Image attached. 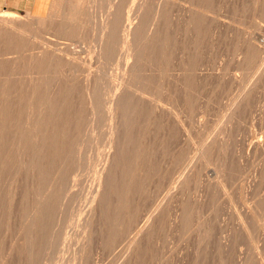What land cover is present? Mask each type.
Segmentation results:
<instances>
[{
	"label": "rangeland",
	"instance_id": "rangeland-1",
	"mask_svg": "<svg viewBox=\"0 0 264 264\" xmlns=\"http://www.w3.org/2000/svg\"><path fill=\"white\" fill-rule=\"evenodd\" d=\"M52 1L54 2V0H0V12L7 11V12H9V15H11V16H21V17H23L27 14H31L33 16H44L47 19V20L45 19L46 22H44V26L42 27V25H41L40 30H39V28L37 29V26L32 25V26H34V27H32L30 24H27L26 22L21 23L24 29L25 28H27L28 30L30 29V31L25 29L27 33L25 31L20 32L22 34V37L18 32H15V31L10 32L7 29H5L7 31L6 32L4 30V28L2 29V27H0V29L3 30V31H0V33H1L0 38L1 37L4 38V36H5L4 39H0L2 41V42L0 41V44H1L0 50L2 51V52L0 51L1 52L0 53V59H2V61L7 60V62L5 61L6 63L3 61L4 65H3V63H0L1 64V68H0V70H1L0 71V74H1L0 75V88H1V90H0V112H1L0 113V133H1L0 143L3 145L1 147V144H0V160H1L0 161V169H1L0 170V176H1L0 177V180H1L0 181V190H1L0 191L1 192L0 193V197H1L0 198V237L2 236L0 238V264H4V261H5V264L6 263L7 264H14V262H15V264L16 263L17 264H33L34 262H35V264H38V262H39V264H264V225H263L264 224V58L262 57V56H264V52H263L264 51V46H263L264 45V16H263L264 15L263 14L264 6H261V5H264V0H262V1L261 0L260 1L259 0H210V1L207 0L208 7L210 8V6H211V8H210L211 10L209 9L210 10L209 14H211V15H209L206 18L207 19L206 23L203 20L202 25H204V24H206V25H204L205 27L201 26V27H204L203 29L201 28L202 30L200 29L201 31L199 29H196L195 26L190 25V21L187 17V14L185 13V9H184L187 6V0H177V1L171 0L173 4L170 3L171 1H168V0H155V1L154 0H148V1L146 0L147 2H145V0L144 1H142V0H131V1L130 0H123L122 3H125V4H123V7L125 6V8H123V9L125 10V13L127 15H129V18H130L129 21H125L123 23L124 28L125 27L127 29H129L130 27L135 28L136 25L137 26L140 25L138 28H136L138 30H136L135 34H134L137 36L133 35V36H130L129 38H128V36H126L127 38L123 37V38H126L125 41H128L127 39H129V42L132 44L131 47L133 50H131V49L129 50L127 47H123L121 45L123 42V39L121 37V32L119 33V30H118L117 31L118 34L115 35L117 37V39H116V37H113L112 41H110L111 47H113V48L110 47L111 49H108L106 52L104 51L105 54L104 53L100 54V49L105 50V48L100 47L101 45H100V38L99 37H100L101 32H99V31H101V25H102L104 19H106V16H108V11H109V8H108L109 5L108 4H110L109 2L111 1L114 3L115 0L114 1L113 0H106V1L105 0H99V1H101V2H98L100 4V6L98 4L94 3L96 0H87V2H89V3H86L89 5V6L86 5L88 7L87 8L88 10L86 9V6L84 8L85 10H87V14H86V11L84 10L83 14H82L83 18H81L78 22H76L77 24H79L80 28H79V26H77L76 23H72L73 26L71 23H68L63 18V15L62 16H60V15L53 16L51 13L52 4H53ZM118 1H121V0H117L115 2H118ZM138 1H139V3L144 2V4L146 5V6L144 5L141 12L137 8L139 5ZM134 2H135V4H134ZM160 3H162V4L165 3L167 6V8H166L167 17L169 16L170 18L166 19V21L167 22H169L170 20L172 21V23H170L171 21L169 22V24H171V25H168L167 22L164 25H160L161 27L163 26L162 28L160 26H156V25H158L157 21L154 22L156 19L155 14H156V11H157ZM167 4H169L171 7H169V5H167ZM175 4H177V6ZM91 6L93 8V10L90 9L92 12L89 10V8H91ZM102 6H104V7H102ZM100 7H102V9L98 10V9H100ZM126 7H128V8H126ZM180 7H181V9H180ZM132 9H133V11H132ZM144 9L145 10L147 9L146 10L147 12L146 11L144 12ZM174 9H175V11H174ZM134 11L136 12V14ZM129 12H130V14H129ZM168 13H170L171 15H169ZM104 14H105V16H104ZM139 14L144 15V18L142 19L143 16L140 15V19H139ZM84 15L86 16V18L84 17ZM90 15L92 18L88 17ZM131 15H132V17H131ZM241 15H242V17H241ZM96 17H97V19H96ZM153 17H154V19H153ZM59 18H60V20L63 21V24L61 23L62 21L60 22ZM87 18H89V20H87ZM133 18H135V19H133ZM82 19H84L86 21H84V20L82 21ZM141 19H142V21H140ZM132 20H133V22H132ZM138 21H140V22H138ZM47 22H49V23H47ZM64 23H67V25L64 26ZM80 23L82 25H80ZM99 23H101V24H99ZM70 24H71L72 28L74 27L73 29L77 28L76 30H73V31H74V34L77 31L78 35H76V36L73 35V31H72ZM27 25L28 26L30 25L32 27V29L33 28H35V29L32 30L31 27L29 26L30 28H28ZM154 25L158 28V29L155 28V30H157V31L154 30V28H153ZM164 26H166V27H164ZM47 27H49V29L52 27V29L49 30ZM55 27H57V29ZM99 27H100V29H99ZM159 27L161 28L160 30H159ZM44 28H46V30H44ZM144 28H145V31H144ZM151 28H152V30H151ZM61 29H62V31H61ZM63 29H65L66 31L64 30V32H63ZM147 29L148 30L150 29L149 31L151 33ZM207 29H209L208 30L209 33L205 32V30L207 31ZM37 30H38V32H37ZM41 30H42V33L39 32ZM57 30H59V31H57ZM69 30H70V32H67ZM146 30H147V32H146ZM164 30H165V32H164ZM196 30L198 33L196 32ZM31 31L33 34H31ZM44 31H48V33L44 32ZM139 31L144 32V33L146 32V34L148 33L147 35L148 36L150 35V39H149V37L146 38V34L140 33ZM153 31H155V32L153 33ZM159 31H160V33L162 31L164 34L162 35V33L161 34L158 33ZM53 32H55V33L59 32L57 35L60 34V37L61 36L62 37L60 38L59 36L54 35L55 33H53ZM95 32H97V33H95ZM8 33H9V35H8ZM11 33H12V35L14 33V37L11 36ZM34 33H39V34H37L39 36V38ZM49 33H50V35H51V33L53 35L50 36ZM64 33H65V36H64ZM68 33H70L71 35ZM152 33L154 35L156 33L157 36L156 37L154 36V38H152L151 37V36H153ZM15 34H17V35L15 36ZM25 34L27 35V37L25 36ZM29 34H30V36L31 35L32 36L31 37L28 36ZM165 34L170 38H168ZM18 35H20V36H18ZM33 35H35V39L32 38V37H34ZM41 35L43 36L42 39L44 38L45 40L40 39ZM9 36H11L10 40H8ZM17 36L19 37V39ZM66 36H67V38H66ZM159 36L162 39L163 38L164 39L161 40V38ZM242 36H243V38H242ZM53 37H54V39H53ZM69 37H71V38H69ZM75 37H78V38L76 39ZM119 37H121V38H119ZM14 38H16V39H14ZM21 38H22V40H21L22 42L20 44ZM23 38H24V40H23ZM25 38L26 39L28 38V40L29 39H31V40H29V41L26 40L27 43H25L26 42ZM56 38H57V41H56ZM134 38H135L136 42H135ZM156 38H157V40H156ZM69 39H72V41ZM151 39H153V40H151ZM39 40L41 41V43ZM50 40L52 43L50 42ZM114 40H115V43L113 44ZM155 40H156V43H155ZM158 40L160 43L159 45L157 43ZM160 40H161V42H160ZM200 40H201V42H200ZM248 40H250V43ZM5 41H7V42H5ZM10 41H12V42H10ZM116 41L118 42V46H117ZM245 41H247V42H245ZM28 42H29V44H28ZM47 42H49V44ZM152 42H154V43H152ZM163 42H164V45H163ZM189 42H191V43H189ZM238 42H239V44H238ZM255 42H257V43H255ZM16 43L19 44L20 46L19 45L16 46L17 45ZM23 43H24L25 47L23 46ZM143 43L145 45H143ZM148 43H149V45H148ZM187 43L189 44V47H188ZM251 43H252V47H250ZM146 44L149 47L151 45V47L150 48L147 47ZM142 45H143V47L145 46L144 47L145 50H147L151 54L147 53L144 50V48L142 49ZM242 45H243V47H242ZM133 46H136V47H133ZM164 46H166V47H164ZM257 46L260 49L259 48L257 49ZM52 47H54L52 50L55 49V51L57 53L56 55L55 54L53 55V53H52V55H50L51 51L48 52V50H51ZM168 47L169 48L171 47V48L169 49ZM28 48H31V49H29V51H28ZM65 48L69 51V53H67L68 51H66ZM68 48H71L72 50H74L75 53H74V51H72L71 49H68ZM174 48H175V51H174ZM254 48H255V50H254ZM6 49L11 51L12 53L10 52L11 54H9V52ZM60 49H61V51L63 49V51H65L66 54H63V52L59 51V52H61V54H60L58 52V50H60ZM134 49L135 50L136 49L137 50L142 49L147 54L142 52V50H140L141 51L140 54H136V53H139L140 51L135 52ZM148 49H150V50H148ZM250 49L252 51L253 50L254 51L252 52V51H250ZM14 50H15V52H14ZM70 51H72V53H74V54H71ZM76 51H78V52H76ZM114 51H116V52H114ZM164 51H166V52H164ZM24 52H25V54H24ZM107 52H109V53H107ZM20 53L21 54L23 53V55H21ZM7 54H9L10 58L7 56ZM28 54H30V55H28ZM32 54H33V56H32ZM145 54H146V56H145ZM162 54H164V56ZM176 54H178V55H176ZM40 55H41V57H40ZM42 55H43V57H42ZM47 55H49V56H47ZM60 55H62V56H60ZM65 55H67L66 56L67 58L65 57ZM139 55L141 57H139ZM154 55H156V56H154ZM2 56H4V57H2ZM16 56L18 57V61H17ZM34 56H35V58L37 56H39V57H37L38 59L36 58L37 63H36L35 58H33ZM53 56H54V58H53ZM59 56H60V59H59ZM147 56H151V57L149 58ZM15 57H16V59H15ZM24 57H25V59L27 57V59L24 60ZM28 57H29V63H30L29 65L30 66L27 63ZM71 57H75V61H73V58H71ZM101 57H102V59H101ZM145 57H147V58H145ZM154 57H156V58H154ZM166 57H167V59H166ZM173 57H174V60H173ZM12 58H13V60L14 59L16 60V61L14 60L15 61V67H14V62H13ZM30 58H31V60H30ZM39 58L41 61L39 60ZM43 58L44 59H47V58L51 59L52 58V59L46 63L45 60H43ZM79 58H80V61L78 60V63L76 64V67H75L76 60ZM116 58H117V60H116ZM144 58H145V60H144ZM247 58L249 60H247ZM261 58H263V61H261L262 60ZM68 59H70L73 62H71ZM124 59H125V61H124ZM139 59H141V60H139ZM142 59L145 61V63H144V61L142 62ZM158 59L159 60L162 59L163 61L162 60L159 61ZM22 60H23V62H22ZM67 60H68V62H66ZM81 60L83 61L84 64L81 62ZM138 60H139V63L136 62ZM164 60H166V61H164ZM175 60H177V61H175ZM193 60H195V61H193ZM19 61H20V64H19ZM25 61H26V65L24 64ZM30 61H32V63ZM34 61H35V66L33 63ZM47 61H48V59H47ZM57 61H59V63ZM61 61L63 64L61 63ZM69 61H70V65H71L70 67H69ZM168 61H169V63H168ZM40 62H41V64H40ZM42 62H44V63H42ZM54 62H56V64ZM120 62H121V64H120ZM163 62H165V63H163ZM9 63H10V65L11 64L13 65V66H10V69L8 67ZM49 63H50V65H49ZM52 63H53V65H52ZM65 63H67V64H65ZM71 63L72 64L74 63V64L72 65ZM137 63H138V65H137ZM5 64H7V65H5ZM57 64L58 65L60 64L59 65L60 68ZM79 64H80V66H78ZM162 64L164 65V68H163ZM239 64H240V66H238ZM241 64H242V67H241ZM54 65H55V68H54ZM62 65H64V66H62ZM67 65H68V68H70V69H68V68L65 69V67H67ZM132 65H133V67H132ZM143 65H144V68H142ZM4 66L6 67L5 69H4ZM28 66H29V71H28ZM36 66L38 67V69L35 68ZM47 66H48V69H47ZM156 66H157V68H156ZM186 66H188V67H186ZM198 66H199V68H198ZM49 67H51L54 70L55 74L57 73L56 74V76H58L57 78H56L55 74L53 73V70L50 69ZM119 67H120V69H119ZM180 67H182V68H180ZM30 68H31V70H30ZM56 68H57L58 72H57ZM18 69H19V73H17ZM44 69H45V71H44ZM131 69H133V71ZM157 69L159 71H157ZM184 69H185V71H184ZM73 70H74V73H73ZM110 70H111V72H110ZM40 71H42V73ZM48 71H50V72H48ZM196 71H199V72H196ZM45 72H46V74H45ZM47 72H48V74L52 73L51 75H53V78L55 77V79H53L51 75H48ZM71 72L73 73V76L75 75L74 78H72L73 76H72ZM120 72L123 76L120 74ZM122 72H124V73H122ZM134 73H135V75H134ZM154 73H156V74H154ZM4 74H5V76H4ZM168 74H169V76H168ZM17 75H19V78L21 80H23V79L24 80L21 81ZM23 75L25 78L27 77L26 80H28L30 83H27L25 78H23V79L21 78V77H23ZM38 75H40V76L38 77ZM41 75H42L43 80H41ZM68 75H69V77L71 76L70 81L73 79L71 82L69 81ZM160 75H161V77H160ZM43 76H44V78H43ZM77 76H78V78H76ZM83 76H84V78H83ZM97 76H100L99 82L97 81V78H98ZM15 77L19 79V80L17 79V81H19L22 84L21 87H20V83L18 82V84H19L18 85L17 81H15L16 80ZM94 77H95V79H94ZM188 77H190V78H188ZM6 78H7V80H6ZM48 78H49V82L52 81L53 84L48 82V80H47ZM67 78H68V80H67ZM75 78L77 80H75ZM89 78H90V81H89ZM161 78H163V79H161ZM165 78H166V80H165ZM44 79L47 82H45ZM51 79H53V80H51ZM128 79H129V81H128ZM34 80H35V82L33 83ZM101 80H102V82H101ZM40 81H42V83ZM59 81H60V84H59ZM126 81H128V82H126ZM15 82H16V84H12ZM68 82H70V84L72 83L71 87L68 84ZM73 82H74V85H73ZM89 82L92 84H90ZM96 82H97V84H96ZM153 82H155V83H153ZM187 82H188V85H187ZM102 83H103V85H102ZM136 83H139V84H136ZM144 83H145V85H144ZM6 84H8V85H6ZM9 84H11L10 87H8ZM34 84H35V87H34ZM48 84H49V86H48ZM50 84L52 87H56V88H52L53 89L52 90L50 87ZM56 84H57V86H56ZM93 84H94V86H93ZM124 84H125V86H124ZM133 84H135V85H133ZM27 85H28V87L29 86L31 87V85H32V87L34 89L32 87H31L32 89L27 88ZM66 85H68V86H66ZM83 85H85L84 86L85 88L83 87ZM142 85H143V87H142ZM155 85H157V86H155ZM4 86H6V88ZM89 86L93 87V90ZM151 86H152V88H151ZM42 87H43V89H42ZM64 87L66 89H64ZM69 87L72 90L71 89L68 90L67 88H69ZM189 87H190V89H189ZM36 88H38V90H35ZM135 88L138 89L139 91L136 90ZM139 88H141V90L142 89L143 90L141 91ZM178 88H179V90H178ZM2 89H4L5 92ZM48 89H50V91ZM94 89L96 90V92H94ZM100 89H102V90H100ZM128 89L130 91H132L133 89L134 90L132 92H130ZM144 89L147 92H145ZM186 89H187V91H186ZM8 90H10V91H8ZM33 90L36 92H34ZM39 90H40V92H39ZM86 90H88V91L90 90V91L88 92ZM99 90L101 92H99ZM120 90L123 91V93L125 95L124 94L122 95V92H120ZM41 91H42V93H41ZM91 91H93L92 92L93 94L91 93ZM114 91H115V93H114ZM189 91H191V92H189ZM63 92L65 93V95ZM187 92H188V96H187ZM6 93H9V95ZM38 93H40L39 96L37 95ZM47 93H49V94H47ZM94 93H95L94 99L95 98L98 99V101L95 99L96 100V106H98L97 102L99 103L103 96L105 98V99L103 98L101 100V102L99 103V107H97L98 111H99V115L95 119L96 121L93 120V117L91 115L92 114V111H91L92 107H91V102H90V96H88V95H94ZM96 93L99 96L96 97ZM116 93H117V95H119V94L122 95L120 97L125 96L124 100H122V102L124 101L122 105L125 107L124 104L126 103L127 107L124 108L122 106L124 108V109L122 108L123 110L121 109V114H122L121 117L123 116L122 118L119 117L120 116V113H119L118 119H120V120L117 119L118 122H116L119 126L118 127L119 132L117 131L116 134L120 135V136L116 135L115 140L113 142V146H112V143L110 142V139H109L110 138L109 133L111 132V124L109 121H107V119H106L107 117L105 116L106 114H104V111H102V109L104 110V105H102L103 108L100 105H101V103L105 104L106 102H108V100L111 98V96L113 97L114 95H116ZM134 93H135V95H134ZM172 93H173V95H172ZM45 94H47V95H45ZM60 94H62V95L60 96ZM100 94H102V97ZM136 94H137V97H136ZM32 95H34V96H32ZM106 95H108V96H106ZM128 95H129V97H128ZM7 96H8V98H7ZM26 96H29V97H26ZM70 96H72V97H70ZM17 97L19 99H17ZM42 97H43V99H42ZM73 97H74V100H73ZM83 97H85V98H83ZM107 97L109 99H106ZM130 97H132L133 99L132 98L130 99ZM29 98H30V101H29L30 104L28 101L26 102V100H29ZM44 98L46 99V103H45ZM56 98H58V99H56ZM88 98H89V101H87ZM125 98L129 99V100L126 101ZM246 98H248V99H246ZM79 99L82 101L80 102ZM94 99H93V101H94ZM151 99L154 101H151ZM171 99L173 102L171 101ZM43 100H44V102L42 103ZM50 100L53 102H50ZM149 100L151 101V104H149ZM165 100H168V101H165ZM174 100H175V102H174ZM2 101H3L4 105L2 104ZM5 101H7V102H5ZM145 101H147V102H145ZM38 102H39V104H38ZM40 102H41V104H40ZM143 103L145 105H143ZM167 103H168V105H167ZM185 103H186V105H185ZM31 104L34 105L35 107L32 106ZM42 104H44L42 106L44 108L41 107ZM51 104H52L54 110L51 107ZM62 104H65V105H62ZM59 105L61 106V108ZM135 105H136V107H135ZM1 106H2V108H1ZM31 106H32V109H31ZM11 107H12V110H11ZM23 107H24V109H23ZM36 107H37V110H36ZM141 107H143L144 110H142L143 108H141ZM157 107H158V109H157ZM33 108H35V109H33ZM14 109H16V110H14ZM71 109H72V111H71ZM233 109H234V112H233ZM237 109L238 110L240 109V110L238 111ZM31 110H34L35 112L32 111V113H31L30 112ZM38 110L40 111L39 114H38ZM78 110L80 111V113L78 112ZM82 110H83V112H82ZM148 110H150V111H148ZM236 110H237V112H236ZM12 111H13V113H12ZM100 111H101V114H103V115L100 114ZM122 111H123V113H122ZM133 111H135V112L133 113ZM183 111H184V113H183ZM55 112H57V113H55ZM135 113H136V115H135ZM4 114H8V115H4ZM36 114L39 115L40 117L37 116ZM85 114H86V116H85ZM146 114L148 115V117ZM9 115H10V117H9ZM29 115H30V117H29ZM87 115H88V117H87ZM172 115H173V117H172ZM233 115H235V116H233ZM101 116H102L103 120H102ZM131 116H133V117H131ZM23 117H24V119H23ZM91 118H92V122H95L94 126L98 123L99 126L96 125V127H95V128H97V130L93 127V125H92L93 123H91V121H90ZM100 118H101V120H100ZM160 118H161V120H160ZM77 119H78V121H77ZM97 119L100 121V124H99V121ZM127 119H128V121H127ZM131 119H133V120H131ZM164 119H165V121H164ZM33 120H34V122H33ZM41 120H43L42 123H41ZM88 120H89V122H88ZM10 121H11V123H10ZM140 121H141V123H140ZM87 122H88V124H87ZM101 122L103 124H101ZM231 122H232V124H231ZM64 123H66V124H64ZM134 123H136V124L134 125ZM35 124H36V129H35V127H33V126H35ZM137 124H139V125H137ZM61 125L64 128H62ZM100 125H101V127H100ZM142 125H144L145 127H143ZM159 125L161 126V128L159 127ZM24 127H26V129ZM32 127L36 131H34L32 129ZM102 127H104L103 129L105 131L102 130ZM182 127H184V128H182ZM17 128H19V129H17ZM136 128L138 129V131L136 130ZM186 128H187V130H186ZM14 129H16V130H14ZM22 129H23V131H22ZM69 130H71V133ZM74 130H76V132H74ZM91 130L93 132H90ZM33 131H34V133H33ZM25 132H27V133H25ZM28 132H30V133H28ZM42 133H43V135H41ZM145 133H147V134H145ZM4 134L6 135V137ZM88 135H90V136L88 137ZM103 135L105 137H103ZM138 135H141V136L138 137ZM145 136H146V139H145ZM156 136H157V138H156ZM42 138H44V140ZM57 138H58V141H57ZM102 139H103V142H102ZM106 140H108V141H106ZM116 140H117V142H116ZM118 140H120V141L118 142ZM49 141H51L52 144ZM53 141H54V143H53ZM44 142L47 144L46 146H44L45 145ZM72 142H73V144H72ZM48 143L51 145L49 146ZM18 144H20V151H19V145ZM219 144H220V146H219ZM24 145H26V146H24ZM28 145H29V147H28ZM137 145H138V147H137ZM149 145H150V147H149ZM21 146L22 147L24 146L23 147L24 149ZM37 146L40 148V150ZM135 146H136V148H135ZM211 146H213V148ZM223 146H224V148H223ZM109 147H111V148H109ZM139 148H140V150H139ZM204 148H206V149H204ZM210 148H212V149H210ZM217 148H219V149H217ZM38 150H39V152H38ZM41 150H42V152H41ZM148 150H150V151H148ZM212 150H214V151H212ZM3 151H4V153H2ZM21 151H22V153H20ZM18 152H19V154H18ZM130 152L132 153V155ZM12 153L15 155L13 156ZM37 153H38V155H37ZM108 153H109V155H108ZM21 154H23V156ZM113 154H115L116 157ZM136 154H137V156H136ZM141 154H143L144 156H142ZM148 154H149V156H148ZM10 155H12V156H10ZM58 155H59V157H57ZM140 155H141V158H140ZM51 156H53V157H51ZM145 156H147V157H145ZM36 157L37 158L39 157V158L37 159ZM95 157H96V159H94ZM82 158H83V160H82ZM9 159H10V161H9ZM140 159H141V161H140ZM6 160H7V162H6ZM102 160H104V161H102ZM32 161H33V163H32ZM12 162H13V164H12ZM95 162H96V164H95ZM105 162H106V165H105ZM148 162H149V164H148ZM23 163H25V164H23ZM97 164H99V165H97ZM144 164H145V166H144ZM210 164H211V166H210ZM22 165H23V167H22ZM42 165H43V167H42ZM9 166H10V169H8ZM36 166H38V167L36 168ZM109 166H110V168H109ZM120 166H122V167H120ZM12 167H13V169H12ZM74 167H76V168H74ZM149 168H150V170H149ZM150 171H151V173H150ZM14 172L16 174V175L14 174L15 176L13 175ZM49 172H51V173H49ZM119 172H121V173H119ZM39 173H41V174H39ZM47 173H48V175H47ZM100 173H101V177H100ZM51 174H53V175H51ZM122 175H124V176H122ZM134 175H135V177H134ZM2 176H4V177H2ZM5 176H6V178H5ZM45 176L47 177V179H45L46 178ZM148 176H149V178H148ZM217 176H219L220 178ZM33 177H34V179H33ZM98 177H100V178H98ZM111 177H112V179H111ZM172 177H174V179ZM95 178H97L99 180H96ZM142 178H143V180H142ZM102 179H105L107 182L103 181ZM137 179H138V182H136ZM184 180H186V181L184 182ZM218 180L220 181V183ZM20 181H22V182H20ZM51 181H52V183H51ZM60 181H62V182H60ZM221 181H222V183H221ZM23 182H25V183H23ZM99 182H100V184H99ZM40 183L42 185H40ZM59 183H61V184H59ZM70 183L72 184V186ZM1 184L4 186H2ZM45 184H47V185H45ZM113 184H114V187H112ZM222 184H223V186H222ZM50 185H51V187H50ZM60 185H61V187H59ZM219 185H221V186H219ZM55 186L57 189H55ZM45 187L47 190H45ZM223 187H225V188H223ZM59 188H62V189H59ZM111 188L114 191H112ZM141 188H143V189H141ZM32 189H34V190H32ZM97 190L101 193H99ZM103 190H104V192H103ZM93 191H94V193H93ZM138 191H139V193H138ZM89 192H90V194H89ZM3 193H4V195H3ZM88 194L92 198L87 197ZM26 195H27V197H29L28 199H27ZM98 195H101V197ZM9 196H10V198H9ZM131 196H133V198ZM137 197H139V198H137ZM14 198H15V200H14ZM31 198H32V200H31ZM39 199H40V201H39ZM41 200L43 203H45L42 206L40 205ZM84 200H86V201H84ZM94 202H96V203H94ZM36 203H37V205H36ZM92 203L94 205H92ZM35 205H36V207L38 206V213L39 214L38 213L36 214V215H38L37 217H39L38 220H40V218L45 219L44 221H43V219H41L40 222L37 221L39 225L34 226V227L37 226L33 230L34 233H35L36 229L42 230V231L39 230V232L37 233L38 236H36L37 234H34L33 232L31 233L32 230H30V229L32 227L29 226L30 221L34 220V219L31 220L30 215H32L34 213L33 212L34 208H36ZM52 205H54V206H52ZM95 205H96V207H95ZM98 205L100 207H98ZM21 206H24L25 208L21 207ZM39 206H41L42 208ZM55 206H56V209H55ZM90 206H92V207H90ZM88 208H89L90 215H88V213H87ZM95 208H97V209H95ZM5 209H8V211ZM45 210H46V212H45ZM31 211H32V213H31ZM42 211H43V213H42ZM48 211H50V212H48ZM40 213H42L43 215ZM93 213H94V216H93ZM112 213H115V214H112ZM184 213L186 215H184ZM96 214H97V216H95ZM120 214H121V216H120ZM163 214H165V215H163ZM132 216H133V219H132ZM122 217H123V219H121ZM14 218H16V219H14ZM33 218H35V217H33ZM83 219H84V221H83ZM93 219H94V222L92 221L93 224H91L89 226L88 225L89 222ZM118 219H120L119 222H118ZM180 219H182V220H180ZM26 221H28V223ZM42 222H44V223H42ZM26 223H27V225H26ZM121 223H122V225H121ZM189 223H190V225H189ZM119 224H120V226H119ZM123 224H124V226H123ZM50 225H51L52 229L50 228ZM83 225H84V228H83ZM21 226H22V228H21ZM88 226H89V228H88ZM112 226H113V229H112ZM140 227L143 230L140 229ZM24 228H26L27 230ZM86 228H87V230L89 229L88 231L90 233L86 230ZM83 230H84V232H83ZM85 230H86V232H85ZM123 230H124V232H123ZM40 232L43 235H41ZM97 232L99 234H97ZM247 232H248V234H247ZM29 233H31V235ZM19 234H21V237ZM27 235H30L31 237H27ZM106 235H108V236H106ZM142 235H144V236H142ZM35 236L37 237V239H35L36 238ZM26 237L28 239L29 238L31 239V240H29L30 243L28 242V239H26ZM93 237H95V238H93ZM36 241H38V242H36ZM32 243L33 244L36 243V245L38 243V245H37L38 247L35 248L36 245L32 246ZM24 244H26V245H24ZM28 246H30V247H28ZM89 247H90V249H88ZM143 248H145V249H143ZM131 250H132V252H131ZM26 251H28V252H26ZM32 252H35L36 254L33 255L34 253H32ZM73 253H74V255H73ZM3 254L5 257L3 256ZM32 256H34V258ZM35 256L37 259H35ZM141 259L143 260L142 262H141ZM2 260H4L3 263H2ZM36 260L38 262H36Z\"/></svg>",
	"mask_w": 264,
	"mask_h": 264
},
{
	"label": "bare ground",
	"instance_id": "bare-ground-1",
	"mask_svg": "<svg viewBox=\"0 0 264 264\" xmlns=\"http://www.w3.org/2000/svg\"><path fill=\"white\" fill-rule=\"evenodd\" d=\"M105 1H106V0H105ZM113 1H114V0H113ZM115 1H117V0H115ZM115 1H114V3L111 2V1H110V2L108 1V2L110 3V4H108V5H109V7H108V8H109L108 16H106V19H104V21H103V23H102V25H101V31H99V32H101L100 37H99V38H100V45H101L100 47H104V48H105V50L100 49V54H102V53L105 54V52H106L108 49L113 48V47H111V42H110V41H112L113 37H116L115 35L118 34V32H117L118 30H119V33L121 32V37H122V39H123V42H122L121 45H122L123 47H127L129 50H130V49L133 50L132 47H131L132 44L129 42V39H127L128 41H125L126 38H127L126 36H128V38H129L130 36H133V35L135 34V31L138 30V29H136V28H138V27L140 26V25H139V26L136 25L137 27H136V26H135V28L130 27L129 29H127L126 27L124 28L123 23H124L125 21H129L130 18H129V15H127V14L125 13V10L123 9V8H125V6L123 7V4H125V3H122L123 0L118 1V2H115ZM130 1H131V0H130ZM142 1H144V0H142ZM147 1H148V0H147ZM147 1L145 0V2H147ZM154 1H155V0H154ZM168 1H171V0H168ZM176 1H177V0H176ZM176 1H175V2H176ZM209 1H210V0H209ZM259 1H260V0H259ZM261 1H262V0H261ZM52 2H53V1H52ZM92 2H93V1H92ZM96 2H97V3H96ZM98 2H101V1H99V0L97 1V0H96L94 3H95V4H98V5L100 6V4H99ZM140 2H141V1H140ZM158 2H159V1H158ZM256 2H257V1H256ZM86 3H89V2H87V0H86V1H85V0H54V2H53V4H52V10H51V13H52L53 16H58V15L62 16V15H63V18H64L68 23H71V24H72V23H76V22H78L81 18H83L82 14H83V11L85 10L84 8H85L86 5H88V4H86ZM94 3H93V4H94ZM130 3H131V2H130ZM138 3H139V1H138ZM170 3H172V1H171ZM170 3H169V4H170ZM177 3H178V2H177ZM93 4H92V5H93ZM101 4H102V3H101ZM106 4H107V3H106ZM106 4H105V5H106ZM134 4H135V2H134ZM169 4H167V5H169ZM172 4H173V3H172ZM90 5H91V4H90ZM127 5H128V4H127ZM144 5H145L144 2L139 3V5H138L137 8H138V10H139L140 12L142 11ZM170 5H171V4H170ZM170 5H169V7L172 6V5H171V6H170ZM175 5L177 6V4H175ZM179 5H180V4H179ZM88 6H89V5H88ZM136 6H137V5H136ZM145 6H146V5H145ZM148 6H149V5H148ZM148 6H147V7H148ZM261 6H264V5H261ZM102 7H104V6H102ZM102 7H100V9H98V10H101ZM106 7H107V6H106ZM106 7H105V8H106ZM132 7H133V6H132ZM253 7H254V6H253ZM257 7H258V6H257ZM259 7H260V6H259ZM50 8H51V7H50ZM87 8H88V7L86 6V9H87ZM96 8H97V7H96ZM126 8H128V7H126ZM135 8H136V7H135ZM153 8H154V7H153ZM153 8H152V9H153ZM166 8H167V6H166L165 3H164V4L160 3V5L158 6L157 11L155 10V11H156V14H155V18H156V19H155L154 22L157 21V23H158V25H156L157 23L155 24L156 26L164 25V24L167 22L166 19L170 18L169 16L167 17V10H166ZM210 8H211V6H210ZM210 8L208 7L207 0H187V6H186L184 9H185V13L187 14V17H188V19H189V21H190V25L195 26L196 29H199V30H200L201 28L203 29V28L205 27L204 25H206V24L202 25V24H203V20H204L205 23H206V20H207L206 18H207L209 15H211V14H209V13H210V10H211ZM90 9L93 10L92 6H91V8H89V10H90ZM133 9H134V8H133ZM133 9H132V11H133ZM171 9H172V8H171ZM180 9H181V7H180ZM180 9H179V10H180ZM209 9H210V10H209ZM87 10H88V9H87ZM87 10H85V11H86V14H87ZM95 10H96V9H95ZM134 10H135V9H134ZM146 10H147V9H146ZM146 10L144 9V12H145ZM172 10H173V9H172ZM256 10H257V9H256ZM90 11H91V10H90ZM135 11H136V10H135ZM135 11H134V12H135ZM174 11H175V9H174ZM180 11H181V10H180ZM91 12H92V11H91ZM93 12H94V11H93ZM98 12H99V11H98ZM140 12H139V13H140ZM146 12H147V11H146ZM151 12H152V11H151ZM151 12H150V13H151ZM88 13H89V12H88ZM127 13H128V12H127ZM132 13H133V12H132ZM137 13H138V12H137ZM142 13H143V12H142ZM100 14H101V13H100ZM102 14H103V13H102ZM129 14H130V12H129ZM135 14H136V12H135ZM145 14H146V13H145ZM168 14L171 15L170 13H168ZM186 14H185V15H186ZM237 14H238V13H237ZM263 14H264V12H263ZM140 15H141V14H139V19H140ZM150 15H151V14H150ZM47 16H48V15H47ZM98 16H99V15H98ZM104 16H105V14H104ZM136 16H137V15H136ZM141 16H143V17H142V19H143V18H144V15H141ZM151 16H152V15H151ZM151 16H150V17H151ZM176 16H177V15H176ZM263 16H264V15H263ZM84 17L86 18L85 15H84ZM88 17L90 18L91 15L88 16ZM131 17H132V15H131ZM146 17H147V16H146ZM179 17H180V16H179ZM233 17H234V16H233ZM241 17H242V15H241ZM85 18H84V19H85ZM89 18H87V20H89ZM91 18H92V17H91ZM99 18H100V17H99ZM148 18H149V17H148ZM45 19H46V18H45L44 16H33V15H31V14H27V15H25V16H23V17H21V16H11V15H9V12H7V11H2V12H0V27H2V29L4 28V30L7 29V30L10 31V32H11V31L18 32V33L21 35V37H22V34H21L20 32H24V31L26 32L25 29H27V28L24 29L21 23L26 22L27 24H30L31 26H32V25L37 26V29L39 28V30H40V29H41V28H40L41 25H42V27H43V26H44V22H46ZM57 19H58V18H57ZM84 19H82V21H83ZM96 19H97V17H96ZM133 19H135V18H133ZM142 19H141L140 21H142ZM153 19H154V17H153ZM188 19H187V20H188ZM46 20H47V19H46ZM55 20H56V19H55ZM59 20H60V18H59ZM137 20H138V19H137ZM147 20H148V19H147ZM169 20H170V19H169ZM169 20H168V21H169ZM180 20H181V19H180ZM56 21H57V20H56ZM61 21H62V20H60V22H61ZM66 21H65V22H66ZM84 21H86V20H84ZM140 21H138V22H140ZM152 21H153V20H152ZM170 21H171V20H170ZM170 21H169V22H170ZM174 21H175V20H174ZM176 21H177V20H176ZM236 21H237V20H236ZM132 22H133V20H132ZM134 22H135V21H134ZM147 22H148V21H147ZM147 22H146V23H147ZM169 22H167L168 25H171V24H169ZM238 22H239V21H238ZM47 23H49V22H47ZM50 23H51V22H50ZM52 23H53V22H52ZM58 23H59V22H58ZM61 23L63 24V21H62ZM127 23H128V22H127ZM170 23H172V21H171ZM174 23H175V22H174ZM187 23H188V22H187ZM71 24H70V26H71ZM76 24H77V23H76ZM99 24H101V23H99ZM185 24H186V23H185ZM235 24H236V23H235ZM23 25H24V24H23ZM30 25H29V26H30ZM53 25H54V24H53ZM57 25H58V24H57ZM60 25H61V24H60ZM65 25H67V23H64V26H65ZM80 25H82V24L80 23ZM124 25H125V24H124ZM132 25H133V24H132ZM134 25H135V24H134ZM155 25H154V26H155ZM233 25H234V24H233ZM27 26H28V25H27ZM29 26H28V28L31 27V26H30V27H29ZM34 26H32V27H34ZM49 26H50V25H49ZM58 26H59V25H58ZM58 26H57V27H58ZM62 26H63V25H62ZM64 26H63V27H64ZM70 26H69V27H70ZM72 26H73V24H72ZM72 26H71V28H72ZM77 26H79V24H77ZM83 26H84V25H83ZM83 26H82V27H83ZM99 26H100V25H99ZM127 26H128V25H127ZM130 26H131V25H130ZM147 26H148V25H147ZM154 26H153V28H154V30H155V28H157V27H156V26L154 27ZM166 26H167V25H166ZM166 26H164V27H166ZM185 26H186V25H185ZM201 26H204V27H201ZM224 26H225V25H224ZM238 26H239V25H238ZM24 27H25V26H24ZM32 27H31V29H32ZM57 27H55V28L57 29ZM69 27H68V28H69ZM88 27H89V26H88ZM160 27H161V26H160ZM160 27H159V30H160L163 26H162L161 28H160ZM168 27H169V26H168ZM168 27H167V28H168ZM170 27H171V26H170ZM190 27H191V26H190ZM195 27H194V28H195ZM211 27H212V26H211ZM228 27H229V26H228ZM236 27H237V26H236ZM240 27H241V26H240ZM47 28L49 29V27H47ZM65 28H66V27H65ZM73 28H74V27H73ZM73 28H72V31L77 29V28H75V29H73ZM79 28H80V26H79ZM89 28H90V27H89ZM33 29H35V28H33ZM33 29H32V30H33ZM48 29H47V30H48ZM50 29H52V27H51ZM50 29H49V30H50ZM53 29H54V28H53ZM56 29H55V30H56ZM58 29H59V28H58ZM66 29H67V28H66ZM99 29H100V27H99ZM157 29H158V28H157ZM163 29H164V28H163ZM192 29H193V28H192ZM202 29H201V30H202ZM209 29H210V28H209ZM209 29H207V31L205 30V32H208ZM27 30H28V29H27ZM44 30H46V28H44ZM55 30H54V31H55ZM59 30H60V29H59ZM59 30H57V31H59ZM64 30H65V29H63V32H64ZM70 30H71V29H70ZM70 30L67 31V32H70ZM147 30H148V29H147ZM147 30H146V32H147ZM149 30H150V29H149ZM149 30H148V31H149ZM151 30H152V28H151ZM165 30H166V29H165ZM165 30H164V32H165ZM199 30H198V31H199ZM201 30H200V31H201ZM0 31H3V30L0 29ZM5 31H6V30H5ZM28 31H30V29H29ZM61 31H62V29H61ZM65 31H66V30H65ZM84 31H85V30H84ZM92 31H93V30H92ZM140 31H141V30H140ZM140 31H139V32H140ZM144 31H145V28H144ZM155 31H157V30H155ZM155 31H153V33H154ZM162 31H163V30H162ZM162 31H161V33H162V35H163L164 33H163ZM175 31H176V30H175ZM6 32H7V31H6ZM37 32H38V30H37ZM39 32L42 33V30L39 31ZM44 32L48 33V31H44ZM67 32H66V33H67ZM78 32H79V31H78ZM116 32H117V33H116ZM146 32H145V33H144V32H140V33H144V34H146ZM149 32H150V31H149ZM192 32H193V31H192ZM196 32H197V30H196ZM26 33H27V32H26ZM28 33H29V32H28ZM53 33H55V32H53ZM58 33H59V32H58ZM58 33H55L54 35L60 37V34L57 35ZM71 33H72V32H71ZM95 33H97V32H95ZM150 33H151V32H150ZM153 33H152V34H153ZM158 33H160V31H159ZM161 33H160V34H161ZM174 33H175V32H174ZM176 33H177V32H176ZM183 33H184V32H183ZM185 33H186V32H185ZM197 33H198V32H197ZM208 33H209V32H208ZM233 33H234V32H233ZM244 33H245V32H244ZM244 33H243V34H244ZM0 34H1V33H0ZM3 34H4V33H3ZM6 34H7V33H6ZM31 34H33L32 31H31ZM34 34L37 35V34H39V33H34ZM68 34H70V33H68ZM82 34H83V33H82ZM138 34H139V33H138ZM147 34H148V33H147ZM147 34H146V38L149 37V39H150V35L148 36ZM205 34H206V33H205ZM243 34H242V35H243ZM8 35H9V33H8ZM16 35H17V34H15V36H16ZM20 35H18V36H20ZM45 35H46V34H45ZM49 35H50V33H49ZM52 35H53V34L51 33L50 36H52ZM70 35H71V34H70ZM70 35H69V36H70ZM73 35H74V36L78 35V34H77V31L75 32V34H74V31H73ZM139 35H140V34H139ZM165 35H166V34H165ZM176 35H177V34H176ZM195 35H196V34H195ZM207 35H208V34H207ZM246 35H247V34H246ZM1 36H2V35H1ZM11 36L14 37V33H13V35H12V33H11ZM11 36L8 37V40H10V37H11ZM18 36H17V37H18ZM25 36L27 37L26 34H25ZM28 36H30V34H29ZM31 36H32V35H31ZM31 36H30V37H31ZM33 36H34V37H32V38L35 39V35H33ZM56 36H55V37H56ZM64 36H65V33H64ZM67 36H68V35H67ZM67 36H66V38H67ZM134 36H137V35H134ZM142 36H143V35H142ZM154 36H155V37L157 36L156 33H155V35L153 34V36H151V37L154 38ZM166 36H167V35H166ZM169 36H170V35H169ZM171 36H172V35H171ZM196 36H197V35H196ZM196 36H195V37H196ZM205 36H206V35H205ZM248 36H249V35H248ZM248 36H247V37H248ZM17 37H16V38H17ZM37 37L39 38L38 35H37ZM42 37H43V36L41 35V38H40V39H42ZM44 37H45V36H44ZM61 37H62V36H61ZM61 37H60V38H61ZM78 37H79V36H78ZM78 37H75V38L77 39ZM81 37H82V36H81ZM97 37H98V36H97ZM121 37H119V38H121ZM123 37H126V38H123ZM140 37H141V36H140ZM159 37H160V36H159ZM167 37H168V36H167ZM172 37H173V36H172ZM249 37H250V36H249ZM252 37H253V36H252ZM4 38H5V36H4ZM4 38L1 37L0 39H4ZM16 38H14V39H16ZM28 38H29V37H28ZM28 38H27V39L25 38V41L28 40ZM46 38H47V37H46ZM63 38H64V37H63ZM69 38H71V37H69ZM135 38H136V37H135ZM135 38H134V40H135ZM146 38H145V39H146ZM157 38H158V37H157ZM157 38H156V40H157ZM160 38H161V37H160ZM168 38H170V37H168ZM184 38H185V37H184ZM208 38H209V37H208ZM242 38H243V36H242ZM18 39H19V37H18ZM18 39H17V40H18ZM36 39H37V38H36ZM43 39H44V38H43ZM43 39H42V40H43ZM53 39H54V37H53ZM76 39H75V40H76ZM96 39H97V38H96ZM116 39H117V37H116ZM132 39H133V38H132ZM163 39H164V38H163ZM163 39L161 38V40H163ZM206 39H207V38H206ZM245 39H246V38H245ZM251 39H252V38H251ZM21 40H22V38L20 39V44H21V42H22ZM23 40H24V38H23ZM29 40H31V39H29ZM29 40H28V41H29ZM44 40H45V39H44ZM47 40H48V39H47ZM64 40H65V39H64ZM69 40L72 41V39H69ZM73 40H74V39H73ZM134 40H133V41H134ZM151 40H153V39H151ZM151 40H150V41H151ZM156 40H155V43H156ZM161 40H160V42H161ZM202 40H203V39H202ZM0 41H1V40H0ZM12 41H13V40H12ZM12 41H10V42H12ZM25 41H24V42H25ZM39 41H40V40H39ZM56 41H57V38H56ZM138 41H139V40H138ZM185 41H186V40H185ZM185 41H184V42H185ZM188 41H189V40H188ZM205 41H206V40H205ZM248 41H249V43H250V40H248ZM1 42H2V41H1ZM5 42H7V41H5ZM30 42H31V41H30ZM50 42H51V40H50ZM96 42H97V41H96ZM116 42H117V41H116ZM135 42H136V40H135ZM135 42H134V43H135ZM139 42H140V41H139ZM141 42H142V41H141ZM143 42H144V41H143ZM146 42H147V41H146ZM166 42H167V41H166ZM176 42H177V41H176ZM200 42H201V40H200ZM245 42H247V41H245ZM13 43H14V42H13ZM25 43H27V41H26ZM40 43H41V41H40ZM47 43L49 44V42H47ZM51 43H52V42H51ZM55 43H56V42H55ZM114 43H115V40H114L113 44H114ZM134 43H133V44H134ZM152 43H154V42H152ZM157 43H158V45L160 44V43H159V40H158ZM174 43H175V42H174ZM189 43H191V42H189ZM252 43H253V42H252ZM252 43H251L250 47H252ZM255 43H257V42H255ZM8 44H9V43H8ZM16 44H17V43H16ZM28 44H29V42H28ZM48 44H47V45H48ZM53 44H54V43H53ZM57 44H58V43H57ZM113 44H112V45H113ZM179 44H180V43H179ZM187 44H188V43H187ZM201 44H202V43H201ZM238 44H239V42H238ZM246 44H247V43H246ZM253 44H254V43H253ZM0 45H1V44H0ZM18 45H19V44H17L16 46H18ZM25 45H26V44H25ZM55 45H56V44H55ZM58 45H59V44H58ZM135 45H136V44H135ZM139 45H140V44H139ZM143 45H145V44L143 43ZM143 45H142V49L145 47V46L143 47ZM148 45H149V43H148ZM152 45H153V44H152ZM158 45H157V46H158ZM163 45H164V42H163ZM170 45H171V44H170ZM175 45H176V44H175ZM197 45H198V44H197ZM262 45H263V44H262ZM5 46H6V45H5ZM19 46H20V45H19ZM23 46H24V43H23ZM45 46H46V45H45ZM70 46H71V45H70ZM113 46H114V45H113ZM117 46H118V42H117ZM146 46H147V44H146ZM160 46H161V45H160ZM171 46H172V45H171ZM177 46H178V45H177ZM258 46H259V45H258ZM258 46H257V49L259 48ZM263 46H264V45H263ZM24 47H25V46H24ZM36 47H37V46H36ZM110 47H111V48H110ZM133 47H136V46H133ZM147 47H149V46H147ZM150 47H151V45H150ZM150 47H149V48H150ZM161 47H162V46H161ZM164 47H166V46H164ZM188 47H189V44H188ZM242 47H243V45H242ZM245 47H246V46H245ZM248 47H249V46H248ZM253 47H254V46H253ZM1 48H2V47H1ZM20 48H21V47H20ZM53 48H54V47H52L51 50H48V52L51 51L50 55H52V53H53V55H54V54H55V55L57 54L56 51H55V49L52 50ZM66 48H67V47H66ZM66 48H65V49H66ZM74 48H75V47H74ZM74 48H73V49H74ZM90 48H91V47H90ZM115 48H116V47H115ZM121 48H122V47H121ZM137 48H138V47H137ZM168 48H169V47H168ZM170 48H171V47H170ZM170 48H169V49H170ZM180 48H181V47H180ZM182 48H183V47H182ZM255 48H256V47H255ZM255 48H254V50H255ZM23 49H24V48H23ZM29 49H31V48H28V51H29ZM38 49H39V48H38ZM68 49H71V48H68ZM142 49H140V50H142ZM259 49H260V48H259ZM3 50H4V49H3ZM6 50H7V49H6ZM71 50H72V49H71ZM75 50H76V49H75ZM88 50H89V49H88ZM90 50H91V49H90ZM95 50H96V49H95ZM134 50H135V49H134ZM140 50H139V49H138V50L136 49L135 52H137V51L139 52ZM144 50H145V48H144ZM148 50H150V49H148ZM155 50H156V49H155ZM160 50H161V49H160ZM163 50H164V49H163ZM202 50H203V49H202ZM204 50H205V49H204ZM247 50H248V49H247ZM247 50H246V51H247ZM254 50H253V51H254ZM0 51H1V50H0ZM7 51L9 52V54L12 53V52L9 51V50H7ZM25 51H26V50H25ZM31 51H32V50H31ZM31 51H30V52H31ZM59 51H61V49L58 50V52H59ZM66 51H68V50L66 49ZM72 51H74V50H72ZM72 51H70L71 54H74L75 51H74V53H72ZM78 51H79V50H78ZM78 51H76V52H78ZM104 51H105V52H104ZM110 51H111V50H110ZM119 51H120V50H119ZM145 51H146L147 53H150V52H148L147 50H145ZM157 51H158V50H157ZM171 51H172V50H171ZM174 51H175V48H174ZM199 51H200V50H199ZM235 51H236V50H235ZM250 51H252V50L250 49ZM253 51H252V52H253ZM1 52H2V51H1ZM1 52H0V53H1ZM10 52H11V53H10ZM14 52H15V50H14ZM43 52H44V51H43ZM46 52H47V51H46ZM46 52H45V53H46ZM61 52H63V54H66V52L63 51V49H62ZM61 52H59V53L61 54ZM64 52H65V53H64ZM90 52H91V51H90ZM114 52H116V51H114ZM127 52H128V51H127ZM142 52H144V51L142 50ZM146 52H144V53H146ZM155 52H156V51H155ZM164 52H166V51H164ZM180 52H181V51H180ZM205 52H206V51H205ZM247 52H248V51H247ZM247 52H246V53H247ZM263 52H264V51H263ZM16 53H17V52H16ZM59 53H58V54H59ZM67 53H69V51H68ZM98 53H99V52H98ZM107 53H109V52H107ZM120 53H121V52H120ZM140 53H141V51H140L139 53H136V54H140ZM147 53H146V54H147ZM233 53H234V52H233ZM3 54H4V53H3ZM9 54H7L8 57H9ZM20 54H21V53H20ZM20 54H19V55H20ZM24 54H25V52H24ZM48 54H49V53H48ZM71 54H70V55H71ZM130 54H131V53H130ZM146 54H145V56H146ZM150 54H151V53H150ZM158 54H159V53H158ZM178 54H179V53H178ZM178 54H176V55H178ZM183 54H184V53H183ZM188 54H189V53H188ZM188 54H187V55H188ZM194 54H195V53H194ZM197 54H198V53H197ZM5 55H6V54H5ZM13 55H14V54H13ZM21 55H23V53H22ZM28 55H30V54H28ZM67 55H68V54H67ZM67 55H65V57H66ZM70 55H69V56H70ZM142 55H143V54H142ZM159 55H160V54H159ZM162 55L164 56V54H162ZM165 55H166V54H165ZM172 55H173V54H172ZM174 55H175V54H174ZM185 55H186V54H185ZM195 55H196V54H195ZM195 55H194V56H195ZM233 55H234V54H233ZM244 55H245V54H244ZM244 55H243V56H244ZM7 56H6V57H7ZM11 56H12V55H11ZM32 56H33V54H32ZM35 56H36V55H35ZM35 56H34L33 58H35ZM47 56H49V55H47ZM57 56H58V55H57ZM60 56H62V55H60ZM60 56H59V59H60ZM63 56H64V55H63ZM154 56H156V55H154ZM167 56H168V55H167ZM170 56H171V55H170ZM261 56H262V55H261ZM2 57H4V56H2ZM16 57H17V56H16ZM16 57H15V59H16ZM20 57H21V56H20ZM37 57H39V56H37ZM37 57H36V58H37ZM40 57H41V55H40ZM42 57H43V55H42ZM45 57H46V56H45ZM51 57H52V56H51ZM139 57H141V56L139 55ZM139 57H138V58H139ZM143 57H144V56H143ZM147 57L150 58L151 56H147ZM147 57H145V58H147ZM152 57H153V56H152ZM158 57H159V56H158ZM241 57H242V56H241ZM246 57H247V56H246ZM262 57L264 58V56H262ZM9 58H10V57H9ZM9 58H8V59H9ZM31 58H32V57H31ZM31 58H30V60H31ZM36 58H35V60H36ZM53 58H54V56H53ZM55 58H56V57H55ZM61 58H62V57H61ZM66 58H67V57H66ZM71 58H73V61H75V57H71ZM128 58H129V57H128ZM145 58H144V60H145ZM154 58H156V57H154ZM164 58H165V57H164ZM175 58H176V57H175ZM183 58H184V57H183ZM196 58H197V57H196ZM234 58H235V57H234ZM263 58H261V59H262L261 61H263ZM6 59H7V58H6ZM15 59H14V60H15ZM26 59H27V57H26ZM26 59H25V57H24V60H26ZM37 59H38V58H37ZM47 59H48V61H47ZM47 59H44V58H43V60H45L46 63L49 62V60H51L52 58H51V59H50V58H47ZM56 59H57V58H56ZM101 59H102V57H101ZM166 59H167V57H166ZM185 59H186V58H185ZM243 59H244V58H243ZM251 59H252V58H251ZM256 59H257V58H256ZM259 59H260V58H259ZM10 60H11V59H10ZM12 60H13V58H12ZM14 60H13V62H14V67H15V61H16V60H15V61H14ZM20 60H21V59H20ZM39 60H40V58H39ZM53 60H54V59H53ZM61 60H62V59H61ZM64 60H65V59H64ZM68 60H70V59H68ZM68 60H67L66 62H68ZM78 60L80 61V58L76 60L75 67H76V64L78 63ZM116 60H117V58H116ZM139 60H141V59H139ZM139 60L136 61V62L139 63ZM144 60L142 59V62H143ZM158 60H159V59H158ZM161 60H162V59H161ZM161 60H159V61H161ZM173 60H174V57H173ZM247 60H249V59L247 58ZM3 61H4V60H3ZM3 61H2V59H0V63H3ZM5 61L7 62V60H5ZM5 61H4V62H5ZM17 61H18V57H17ZM40 61H41V60H40ZM54 61H55V60H54ZM70 61H71V60H70ZM70 61H69V67L71 66V65H70ZM73 61H71V62H73ZM105 61H106V60H105ZM124 61H125V59H124ZM131 61H132V60H131ZM162 61H163V60H162ZM164 61H166V60H164ZM169 61H170V60H169ZM169 61H168V63H169ZM175 61H177V60H175ZM180 61H181V60H180ZM183 61H184V60H183ZM193 61H195V60H193ZM244 61H245V60H244ZM254 61H255V60H254ZM6 62H5V63H6ZM11 62H12V61H11ZM22 62H23V60H22ZM30 62L32 63V61H30ZM57 62L59 63V61H57ZM81 62L83 63L82 60H81ZM126 62H127V61H126ZM245 62H246V61H245ZM27 63H28V65L30 64V63H29V57H28V62H27ZM33 63H34V66H35V61H34ZM36 63H37V60H36ZM42 63H44V62H42ZM54 63L56 64V62H54ZM61 63H62V61H61ZM79 63H80V62H79ZM128 63H129V62H128ZM138 63H137V65H138ZM144 63H145V61H144ZM158 63H159V62H158ZM163 63H165V62H163ZM173 63H174V62H173ZM179 63H180V62H179ZM184 63H185V62H184ZM189 63H190V62H189ZM193 63H194V62H193ZM240 63H241V62H240ZM7 64H8V63H7ZM7 64H5V65H7ZM19 64H20V61H19ZM24 64L26 65V61L24 62ZM40 64H41V62H40ZM40 64H39V65H40ZM62 64H63V63H62ZM65 64H67V63H65ZM71 64H72V63H71ZM73 64H74V63H73ZM73 64H72V65H73ZM83 64H84V63H83ZM120 64H121V62H120ZM160 64H161V63H160ZM187 64H188V63H187ZM190 64H191V63H190ZM247 64H248V63H247ZM3 65H4V63H3ZM16 65H17V64H16ZM22 65H23V64H22ZM37 65H38V64H37ZM49 65H50V63H49ZM52 65H53V63H52ZM57 65H58V64H57ZM59 65H60V64H59ZM59 65H58V66H59ZM81 65H82V64H81ZM102 65H103V64H102ZM113 65H114V64H113ZM141 65H142V64H141ZM141 65H140V66H141ZM151 65H152V64H151ZM156 65H157V64H156ZM162 65H163V64H162ZM173 65H174V64H173ZM10 66H13V65H12V64L10 65V63H9V66H8L9 69H10ZM19 66H20V65H19ZM19 66H18V67H19ZM29 66H30V65H29ZM29 66H28V71H29ZM45 66H46V65H45ZM58 66H57V67H58ZM62 66H64V65H62ZM78 66H80V64H79ZM152 66H153V65H152ZM159 66H160V65H159ZM179 66H180V65H179ZM238 66H240V64H239ZM238 66H237V67H238ZM243 66H244V65H243ZM24 67H25V66H24ZM39 67H40V66H39ZM41 67H42V66H41ZM52 67H53V66H52ZM72 67H73V66H72ZM113 67H114V66H113ZM120 67H121V66H120ZM120 67H119V69H120ZM132 67H133V65H132ZM170 67H171V66H170ZM186 67H188V66H186ZM241 67H242V64H241ZM0 68H1V64H0ZM5 68H6V67L4 66V69H5ZM16 68H17V67H16ZM16 68H15V69H16ZM35 68L38 69L37 66H36ZM43 68H44V67H43ZM45 68H46V67H45ZM49 68L52 69L51 67H49ZM54 68H55V65H54ZM59 68H60V66H59ZM66 68H68V65H67V67H65V69H66ZM142 68H144V65H143ZM151 68H152V67H151ZM156 68H157V66H156ZM156 68H155V69H156ZM158 68H159V67H158ZM163 68H164V65H163ZM178 68H179V67H178ZM180 68H182V67H180ZM198 68H199V66H198ZM239 68H240V67H239ZM2 69H3V68H2ZM32 69H33V68H32ZM47 69H48V66H47ZM68 69H70V68H68ZM71 69H72V68H71ZM95 69H96V68H95ZM95 69H94V70H95ZM104 69H105V68H104ZM119 69H118V70H119ZM138 69H139V68H138ZM190 69H191V68H190ZM195 69H196V68H195ZM236 69H237V68H236ZM30 70H31V68H30ZM34 70H35V69H34ZM52 70H53V69H52ZM56 70H57V68H56ZM84 70H85V69H84ZM86 70H87V69H86ZM112 70H113V69H112ZM131 70L133 71V69H131ZM147 70H148V69H147ZM178 70H179V69H178ZM0 71H1V70H0ZM44 71H45V69H44ZM63 71H64V70H63ZM138 71H139V70H138ZM138 71H137V72H138ZM144 71H145V70H144ZM157 71H159V70L157 69ZM169 71H170V70H169ZM179 71H180V70H179ZM184 71H185V69H184ZM3 72H4V71H3ZM22 72H23V71H22ZM24 72H25V71H24ZM31 72H32V71H31ZM38 72H39V71H38ZM38 72H37V73H38ZM40 72L42 73V71H40ZM48 72H50V71H48ZM48 72H47V74H48ZM57 72H58V70H57ZM66 72H67V71H66ZM110 72H111V70H110ZM134 72H135V71H134ZM154 72H155V71H154ZM162 72H163V71H162ZM167 72H168V71H167ZM196 72H199V71H196ZM236 72H237V71H236ZM9 73H10V72H9ZM17 73H19V69H18ZM20 73H21V72H20ZM53 73L55 74L54 70H53ZM71 73H72V72H71ZM73 73H74V70H73ZM73 73H72V76H73ZM79 73H80V72H79ZM81 73H82V72H81ZM85 73H86V72H85ZM122 73H124V72H122ZM132 73H133V72H132ZM145 73H146V72H145ZM152 73H153V72H152ZM152 73H151V74H152ZM158 73H159V72H158ZM211 73H212V72H211ZM43 74H44V73H43ZM43 74H42V75H43ZM45 74H46V72H45ZM51 74H52V73H51ZM51 74H48V75H51ZM56 74H57V73H56ZM56 74H55V76H56ZM86 74H87V73H86ZM104 74H105V73H104ZM117 74H118V73H117ZM120 74H121V72H120ZM120 74H119V75H120ZM140 74H141V73H140ZM151 74H150V75H151ZM154 74H156V73H154ZM170 74H171V73H170ZM178 74H179V73H178ZM182 74H183V73H182ZM197 74H198V73H197ZM202 74H203V73H202ZM221 74H222V73H221ZM0 75H1V74H0ZM2 75H3V74H2ZM7 75H8V74H7ZM15 75H16V74H15ZM21 75H22V74H21ZM42 75H41V80H43V79H42ZM48 75H47V76H48ZM66 75H67V74H66ZM111 75H112V74H111ZM121 75H122V74H121ZM131 75H132V74H131ZM134 75H135V73H134ZM134 75H133V76H134ZM138 75H139V74H138ZM141 75H142V74H141ZM147 75H148V74H147ZM165 75H166V74H165ZM4 76H5V74H4ZM17 76H18V78H19V75H17ZM17 76H16V77H17ZM25 76H26V75H25ZM39 76H40V75H38V77H39ZM45 76H46V75H45ZM51 76H52V78H53V75H51ZM74 76H75V75H74ZM74 76H73L72 78H74ZM79 76H80V75H79ZM94 76H95V75H94ZM115 76H116V75H115ZM122 76H123V75H122ZM136 76H137V75H136ZM142 76H143V75H142ZM156 76H157V75H156ZM168 76H169V74H168ZM178 76H179V75H178ZM16 77H15V78H16ZM57 77H58V76H56V78H57ZM70 77H71V76H70ZM70 77H69V75H68L69 81H70ZM97 77H98V78H97V81L99 82V77H100V76H97ZM160 77H161V75H160ZM224 77H225V76H224ZM8 78H9V77H8ZM18 78H16L15 81H17ZM21 78H22V79L25 78L24 75H23V77H21ZM26 78H27V77H26ZM26 78H25V80H26ZM29 78H30V77H29ZM43 78H44V76H43ZM46 78H47V77H46ZM68 78H67V80H68ZM72 78H71V79H72ZM76 78H78V76H77ZM76 78H75V80H77ZM83 78H84V76H83ZM155 78H156V77H155ZM167 78H168V77H167ZM188 78H190V77H188ZM9 79H10V78H9ZM19 79H20V78H19ZM19 79H18V80H19ZM53 79H55V77H54ZM53 79H51V80H53ZM94 79H95V77H94ZM117 79H118V78H117ZM133 79H134V78H133ZM135 79H136V78H135ZM137 79H138V78H137ZM161 79H163V78H161ZM6 80H7V78H6ZM20 80H21V79H20ZM23 80H24V79H23ZM23 80H21V81H23ZM37 80H38V79H37ZM47 80H48V82H49V78H48ZM72 80H73V79H72ZM72 80H71V81H72ZM75 80H74V81H75ZM81 80H82V79H81ZM112 80H113V79H112ZM114 80H115V79H114ZM123 80H124V79H123ZM143 80H144V79H143ZM165 80H166V78H165ZM178 80H179V79H178ZM184 80H185V79H184ZM189 80H190V79H189ZM44 81L47 82L45 79H44ZM56 81H57V80H56ZM71 81H70V82H71ZM82 81H83V80H82ZM89 81H90V78H89ZM94 81H95V80H94ZM128 81H129V79H128ZM128 81H126V82H128ZM133 81H134V80H133ZM148 81H149V80H148ZM18 82H19V81H17V84H18ZM26 82H27V83H30L28 80H26ZM31 82H32V81H31ZM34 82H35V80L33 81V83H34ZM40 82L42 83V81H40ZM70 82H68V84H69L70 87H71V84H72V83L70 84ZM91 82H92V81H91ZM101 82H102V80H101ZM124 82H125V81H124ZM130 82H131V81H130ZM7 83H8V82H7ZM19 83H20V82H19ZM23 83H24V82H23ZM49 83L53 84L52 81L49 82ZM55 83H56V82H55ZM89 83H90V82H89ZM93 83H94V82H93ZM112 83H113V82H112ZM146 83H147V82H146ZM153 83H155V82H153ZM159 83H160V82H159ZM12 84H16V82H15V83H12ZM45 84H46V83H45ZM51 84H50L51 89H52V88H56V87H52ZM59 84H60V81H59ZM81 84H82V83H81ZM81 84H80V85H81ZM90 84H92V83H90ZM96 84H97V82H96ZM130 84H131V83H130ZM136 84H139V83H136ZM3 85H4V84H3ZM6 85H8V84H6ZM10 85H11V84H9L8 87H10ZM18 85H19V84H18ZM21 85H22V84L20 83V87H21ZM24 85H25V84H24ZM24 85H23V86H24ZM32 85H33V84H32ZM32 85H31V87H32ZM37 85H38V84H37ZM73 85H74V82H73ZM99 85H100V84H99ZM102 85H103V83H102ZM110 85H111V84H110ZM110 85H109V86H110ZM122 85H123V84H122ZM133 85H135V84H133ZM144 85H145V83H144ZM181 85H182V84H181ZM185 85H186V84H185ZM187 85H188V82H187ZM190 85H191V84H190ZM1 86H2V85H1ZM43 86H44V85H43ZM48 86H49V84H48ZM56 86H57V84H56ZM66 86H68V85H66ZM84 86H85V85H83V87H84ZM87 86H88V85H87ZM90 86H91V85H90ZM90 86H89V87H90ZM93 86H94V84H93ZM97 86H98V85H97ZM124 86H125V84H124ZM153 86H154V85H153ZM155 86H157V85H155ZM167 86H168V85H167ZM183 86H184V85H183ZM4 87L6 88V86H4ZM8 87H7V88H8ZM31 87H30V86L28 87V85H27V88H31ZM34 87H35V84H34ZM39 87H40V86H39ZM44 87H45V86H44ZM50 87H49V88H50ZM70 87L67 88V89L70 90V89H71ZM99 87H100V86H99ZM103 87H104V86H103ZM122 87H123V86H122ZM129 87H130V86H129ZM136 87H137V86H136ZM142 87H143V85H142ZM142 87H141V88H142ZM162 87H163V86H162ZM175 87H176V86H175ZM25 88H26V87H25ZM32 88H33V87H32ZM32 88H31V89H32ZM61 88H62V87H61ZM76 88H77V87H76ZM79 88H80V87H79ZM84 88H85V87H84ZM86 88H87V87H86ZM90 88H92V90H93V87H90ZM108 88H109V87H108ZM112 88H113V87H112ZM133 88H134V87H133ZM141 88H139V89L141 90ZM148 88H149V87H148ZM151 88H152V86H151ZM191 88H192V87H191ZM8 89H9V88H8ZM31 89H30V90H31ZM33 89H34V88H33ZM39 89H40V88H39ZM42 89H43V87H42ZM59 89H60V88H59ZM64 89H66V88L64 87ZM98 89H99V88H98ZM121 89H122V88H121ZM123 89H124V88H123ZM135 89H136V88H135ZM189 89H190V87H189ZM0 90H1V88H0ZM2 90L4 91V89H2ZM35 90H38V88H36ZM48 90L50 91V89H48ZM52 90H53V89H52ZM71 90H72V89H71ZM100 90H102V89H100ZM100 90H99V92H101ZM103 90H104V89H103ZM126 90H127V89H126ZM128 90H129V89H128ZM131 90H132V89H131ZM133 90H134V89H133ZM133 90H132V91H133ZM136 90H138V89H136ZM142 90H143V89H142ZM142 90H141V91H142ZM148 90H149V89H148ZM152 90H153V89H152ZM152 90H151V91H152ZM175 90H176V89H175ZM178 90H179V88H178ZM6 91H7V90H6ZM8 91H10V90H8ZM33 91H34V90H33ZM42 91H43V90H42ZM42 91H41V93H42ZM86 91H88V90H86ZM89 91H90V90H89ZM89 91H88V92H89ZM104 91H105V90H104ZM129 91H130V90H129ZM132 91H130V92H132ZM138 91H139V90H138ZM144 91H145V89H144ZM154 91H155V90H154ZM160 91H161V90H160ZM186 91H187V89H186ZM186 91H185V92H186ZM4 92H5V91H4ZM11 92H12V91H11ZM34 92H36V91H34ZM39 92H40V90H39ZM45 92H46V91H45ZM51 92H52V91H51ZM51 92H50V93H51ZM55 92H56V91H55ZM65 92H66V91H65ZM92 92H93V91H91V93H92ZM94 92H96L95 89H94ZM118 92H119V91H118ZM120 92H122V95L124 94L123 91L120 90ZM125 92H126V91H125ZM145 92H147V91H145ZM178 92H179V91H178ZM189 92H191V91H189ZM63 93H64V92H63ZM91 93H90V94H91ZM102 93H103V92H102ZM104 93H105V92H104ZM106 93H107V92H106ZM114 93H115V91H114ZM141 93H142V92H141ZM166 93H167V92H166ZM168 93H169V92H168ZM183 93H184V92H183ZM6 94L9 95V93H6ZM16 94H17V93H16ZM27 94H28V93H27ZM39 94H40V93H38L37 95L39 96ZM43 94H44V93H43ZM47 94H49V93H47ZM47 94H45V95H47ZM57 94H58V93H57ZM67 94H68V93H67ZM75 94H76V93H75ZM86 94H87V93H86ZM92 94H93V93H92ZM98 94H99V93H98ZM109 94H110V93H109ZM111 94H112V93H111ZM118 94H119V93H118ZM144 94H145V93H144ZM20 95H21V94H20ZM23 95H24V94H23ZM61 95H62V94H60V96H61ZM64 95H65V93H64ZM100 95H101V97H102V94H100ZM113 95H114V94H113ZM122 95H120V94L117 95V93H116V95H114L113 97L111 96L110 99L107 97L106 99H109L108 102H106V103L104 102L105 104H102V103H101V105H100V106L104 105V110L102 109V111H104V114H106L105 116L107 117V118H106L107 121H109L110 124H111V132L109 131V132H110V133H109V135H110V138H109V139H110V142L112 143V146H113V142H114V140H115V137H116V135H117L116 133H117V131L119 130V129H118L119 126H118V124L116 123V122H118L117 119H118L119 113H120V116H119V117H120V118L123 117V116L121 117V115H122V114H121V109L124 107V106L122 105L124 101L122 102V100H124V97H125V96H124V97H120V96H122ZM124 95H125V94H124ZM129 95H130V94H129ZM129 95H128V97H129ZM134 95H135V93H134ZM158 95H159V94H158ZM163 95H164V94H163ZM169 95H170V94H169ZM172 95H173V93H172ZM32 96H34V95H32ZM38 96H37V97H38ZM42 96H43V95H42ZM51 96H52V95H51ZM84 96H85V95H84ZM88 96H90V102H91V107H92V110H91V111H92V114H91V115H92V117H93V120L96 121L95 119H96V118L98 117V115H99V111H98V108H97V107H99V103H100L101 100L104 98V96L102 97V99L100 100L99 103L97 102V105H98V106H96V100L98 101V99H96V98H95L96 100L94 99L95 93H94V95H88ZM88 96H87V97H88ZM97 96H99V95H97V93H96V97H97ZM106 96H108V95H106ZM118 96H119V97H118ZM143 96H144V95H143ZM187 96H188V92H187ZM4 97H5V96H4ZM14 97H15V96H14ZM26 97H29V96H26ZM52 97H53V96H52ZM70 97H72V96H70ZM133 97H134V96H133ZM136 97H137V94H136ZM136 97H135V98H136ZM144 97H145V96H144ZM160 97H161V96H160ZM164 97H165V96H164ZM7 98H8V96H7ZM30 98H31V97H30ZM30 98H29V100H26V102H27V101L29 102V101H30ZM49 98H50V97H49ZM63 98H64V97H63ZM78 98H79V97H78ZM83 98H85V97H83ZM98 98H99V97H98ZM122 98H123V99H122ZM131 98H132V97H130V99H131ZM146 98H147V97H146ZM149 98H150V97H149ZM149 98H148V99H149ZM177 98H178V97H177ZM182 98H183V97H182ZM191 98H192V97H191ZM17 99H19V98L17 97ZM27 99H28V98H27ZM40 99H41V98H40ZM42 99H43V97H42ZM42 99H41V100H42ZM52 99H53V98H52ZM56 99H58V98H56ZM70 99H71V98H70ZM93 99H94V101H93ZM99 99H100V98H99ZM104 99H105V98H104ZM125 99H126V98H125ZM132 99H133V98H132ZM142 99H143V98H142ZM144 99H145V98H144ZM154 99H155V98H154ZM246 99H248V98H246ZM246 99H245V100H246ZM12 100H13V99H12ZM44 100H45V103H46V99H45V98H44ZM44 100L42 101V103L44 102ZM48 100H49V99H48ZM73 100H74V97H73ZM79 100H80V99H79ZM127 100H129V99H126V101H127ZM137 100H138V99H137ZM160 100H161V99H160ZM175 100H176V99H175ZM175 100H174V102H175ZM180 100H181V99H180ZM71 101H72V100H71ZM81 101H82V100H80V102H81ZM87 101H89V98H88ZM104 101H105V100H104ZM139 101H140V100H139ZM151 101H154V100L151 99ZM151 101L149 100V104H151ZM157 101H158V100H157ZM165 101H168V100H165ZM171 101H172V99H171ZM187 101H188V100H187ZM189 101H190V100H189ZM239 101H240V100H239ZM248 101H249V100H248ZM5 102H7V101H5ZM10 102H11V101H10ZM35 102H36V101H35ZM50 102H53V101L50 100ZM64 102H65V101H64ZM69 102H70V101H69ZM75 102H76V101H75ZM136 102H137V101H136ZM145 102H147V101H145ZM172 102H173V101H172ZM84 103H85V102H84ZM84 103H83V104H84ZM127 103H128V102H127ZM2 104H3V101H2ZM7 104H8V103H7ZM20 104H21V103H20ZM29 104H30V102H29ZM29 104H28V105H29ZM36 104H37V103H36ZM38 104H39V102H38ZM40 104H41V102H40ZM52 104H53V103H52ZM52 104H51V107L53 108ZM56 104H57V103H56ZM58 104H59V103H58ZM128 104H129V103H128ZM128 104H127V105H128ZM147 104H148V103H147ZM157 104H158V103H157ZM174 104H175V103H174ZM234 104H235V103H234ZM3 105H4V104H3ZM31 105H32V104H31ZM43 105H44V104H42L41 107H42ZM62 105H65V104H62ZM68 105H69V104H68ZM71 105H72V104H71ZM89 105H90V104H89ZM124 105H125L124 108H126V107H127V106H126V103H125ZM131 105H132V104H131ZM143 105H145V104L143 103ZM143 105H142V106H143ZM163 105H164V104H163ZM167 105H168V103H167ZM169 105H170V104H169ZM185 105H186V103H185ZM191 105H192V104H191ZM249 105H250V104H249ZM249 105H248V106H249ZM5 106H6V105H5ZM7 106H8V105H7ZM12 106H13V105H12ZM16 106H17V105H16ZM26 106H27V105H26ZM32 106H34V105H32ZM32 106H31V109H32ZM36 106H37V105H36ZM49 106H50V105H49ZM59 106H60V105H59ZM78 106H79V105H78ZM81 106H82V105H81ZM81 106H80V107H81ZM122 106H123V107H122ZM137 106H138V105H137ZM173 106H174V105H173ZM238 106H239V105H238ZM238 106H237V107H238ZM34 107H35V106H34ZM41 107H40V108H41ZM85 107H86V106H85ZM128 107H129V106H128ZM132 107H133V106H132ZM135 107H136V105H135ZM164 107H165V106H164ZM189 107H190V106H189ZM1 108H2V106H1ZM13 108H14V107H13ZM20 108H21V107H20ZM28 108H29V107H28ZM40 108H39V109H40ZM42 108H44V107H42ZM46 108H47V107H46ZM52 108H51V109H52ZM60 108H61V106H60ZM66 108H67V107H66ZM77 108H78V107H77ZM100 108H101V107H100ZM100 108H99V109H100ZM102 108H103V106H102ZM124 108H123V109H124ZM141 108H143V107H141ZM148 108H149V107H148ZM170 108H171V107H170ZM175 108H176V107H175ZM228 108H229V107H228ZM23 109H24V107H23ZM33 109H35V108H33ZM68 109H69V108H68ZM74 109H75V108H74ZM79 109H80V108H79ZM90 109H91V108H90ZM123 109H122V110H123ZM127 109H128V108H127ZM157 109H158V107H157ZM159 109H160V108H159ZM161 109H162V108H161ZM172 109H173V108H172ZM230 109H231V108H230ZM3 110H4V109H3ZM11 110H12V107H11ZM14 110H16V109H14ZM21 110H22V109H21ZM36 110H37V107H36ZM53 110H54V108H53ZM64 110H65V109H64ZM75 110H76V109H75ZM80 110H81V109H80ZM87 110H88V109H87ZM125 110H126V109H125ZM142 110H144V108H143ZM154 110H155V109H154ZM175 110H176V109H175ZM225 110H226V109H225ZM237 110H238V109H237ZM237 110H236V112H237ZM239 110H240V109H239ZM239 110H238V111H239ZM32 111H34V110H31L30 112L32 113ZM56 111H57V110H56ZM60 111H61V110H60ZM71 111H72V109H71ZM135 111H136V110H135ZM135 111H133V113H134ZM138 111H139V110H138ZM148 111H150V110H148ZM164 111H165V110H164ZM169 111H170V110H169ZM172 111H173V110H172ZM4 112H5V111H4ZM17 112H18V111H17ZM20 112H21V111H20ZM23 112H24V111H23ZM23 112H22V113H23ZM34 112H35V111H34ZM39 112H40V111L38 110V114H39ZM52 112H53V111H52ZM76 112H77V111H76ZM78 112L80 113L79 110H78ZM82 112H83V110H82ZM127 112H128V111H127ZM127 112H126V113H127ZM144 112H145V111H144ZM162 112H163V111H162ZM167 112H168V111H167ZM233 112H234V109H233ZM0 113H1V112H0ZM7 113H8V112H7ZM10 113H11V112H10ZM10 113H9V114H10ZM12 113H13V111H12ZM55 113H57V112H55ZM66 113H67V112H66ZM66 113H65V114H66ZM122 113H123V111H122ZM138 113H139V112H138ZM153 113H154V112H153ZM168 113H169V112H168ZM183 113H184V111H183ZM230 113H231V112H230ZM25 114H26V113H25ZM28 114H29V113H28ZM76 114H77V113H76ZM100 114H101V111H100ZM139 114H140V113H139ZM144 114H145V113H144ZM233 114H234V113H233ZM4 115H8V114H4ZM26 115H27V114H26ZM31 115H32V114H31ZM33 115H34V114H33ZM36 115H37V114H36ZM36 115H35V116H36ZM43 115H44V114H43ZM55 115H56V114H55ZM79 115H80V114H79ZM101 115H103V114H101ZM135 115H136V113H135ZM146 115H147V114H146ZM146 115H145V116H146ZM163 115H164V114H163ZM173 115H174V114H173ZM173 115H172V117H173ZM176 115H177V114H176ZM223 115H224V114H223ZM2 116H3V115H2ZM16 116H17V115H16ZM24 116H25V115H24ZM37 116H39V115H37ZM37 116H36V117H37ZM85 116H86V114H85ZM145 116H144V117H145ZM164 116H165V115H164ZM230 116H231V115H230ZM233 116H235V115H233ZM3 117H4V116H3ZM6 117H7V116H6ZM9 117H10V115H9ZM29 117H30V115H29ZM39 117H40V116H39ZM87 117H88V115H87ZM99 117H100V116H99ZM103 117H104V116H103ZM129 117H130V116H129ZM131 117H133V116H131ZM147 117H148V115H147ZM160 117H161V116H160ZM11 118H12V117H11ZM56 118H57V117H56ZM67 118H68V117H67ZM69 118H70V117H69ZM89 118H90V117H89ZM101 118H102V116H101ZM101 118H100V120H101ZM157 118H158V117H157ZM177 118H178V117H177ZM177 118H176V119H177ZM232 118H233V117H232ZM2 119H3V118H2ZM15 119H16V118H15ZM23 119H24V117H23ZM172 119H173V118H172ZM9 120H10V119H9ZM34 120H35V119H34ZM34 120H33V122H34ZM56 120H57V119H56ZM97 120H98V119H97ZM102 120H103V118H102ZM118 120H120V119H118ZM122 120H123V119H122ZM131 120H133V119H131ZM138 120H139V119H138ZM154 120H155V119H154ZM154 120H153V121H154ZM160 120H161V118H160ZM226 120H227V119H226ZM232 120H233V119H232ZM42 121H43V120H41V123H42ZM77 121H78V119H77ZM90 121H91V123H93L92 125H93L94 128L96 127V125H98V123H97V124L94 126V123H95V122H92V118H91ZM98 121H99V120H98ZM127 121H128V119H127ZM164 121H165V119H164ZM1 122H2V121H1ZM30 122H31V121H30ZM54 122H55V121H54ZM56 122H57V121H56ZM88 122H89V120H88ZM88 122H87V124H88ZM146 122H147V121H146ZM146 122H145V123H146ZM162 122H163V121H162ZM232 122H233V121H232ZM232 122H231V124H232ZM4 123H5V122H4ZM10 123H11V121H10ZM12 123H13V122H12ZM20 123H21V122H20ZM58 123H59V122H58ZM67 123H68V122H67ZM119 123H120V122H119ZM140 123H141V121H140ZM1 124H2V123H1ZM17 124H18V123H17ZM53 124H54V123H53ZM64 124H66V123H64ZM99 124H100V121H99ZM101 124H103V123L101 122ZM108 124H109V123H108ZM129 124H130V123H129ZM135 124H136V123H134V125H135ZM166 124H167V123H166ZM181 124H182V123H181ZM4 125H5V124H4ZM18 125H19V124H18ZM37 125H38V124H37ZM137 125H139V124H137ZM9 126H10V125H9ZM26 126H27V125H26ZM41 126H42V125H41ZM56 126H57V125H56ZM61 126H62V125H61ZM89 126H90V125H89ZM98 126H99V125H98ZM98 126H97V127H98ZM132 126H133V125H132ZM142 126L145 127L144 125H142ZM147 126H148V125H147ZM149 126H150V125H149ZM168 126H169V125H168ZM176 126H177V125H176ZM11 127H12V126H11ZM33 127H35V129H36V124H35V126H33ZM33 127H32V129L34 130ZM43 127H44V126H43ZM50 127H51V126H50ZM70 127H71V126H70ZM91 127H92V126H91ZM93 127H92V128H93ZM100 127H101V125H100ZM104 127H105V126H104ZM104 127H102V130H104V129H103ZM134 127H135V126H134ZM159 127L161 128L160 125H159ZM184 127H185V126H184ZM184 127H182V128H184ZM2 128H3V127H2ZM24 128L26 129V127H24ZM30 128H31V127H30ZM37 128H38V127H37ZM40 128H41V127H40ZM62 128H64V127L62 126ZM66 128H67V127H66ZM92 128H91V129H92ZM137 128H138V127H137ZM137 128H136V130L138 131ZM139 128H140V127H139ZM147 128H148V127H147ZM5 129H6V128H5ZM17 129H19V128H17ZM38 129H39V128H38ZM43 129H44V128H43ZM53 129H54V128H53ZM95 129L97 130V128H95ZM123 129H124V128H123ZM14 130H16V129H14ZM14 130H13V131H14ZM29 130H30V129H29ZM29 130H28V131H29ZM41 130H42V129H41ZM49 130H50V129H49ZM65 130H66V129H65ZM107 130H108V129H107ZM142 130H143V129H142ZM146 130H147V129H146ZM146 130H145V131H146ZM159 130H160V129H159ZM168 130H169V129H168ZM186 130H187V128H186ZM13 131H12V132H13ZM22 131H23V129H22ZM26 131H27V130H26ZM31 131H32V130H31ZM34 131H36V130H34ZM34 131H33V133H34ZM47 131H48V130H47ZM69 131H70V133H71V130H69ZM104 131H105V130H104ZM145 131H144V132H145ZM155 131H156V130H155ZM184 131H185V130H184ZM6 132H7V131H6ZM9 132H10V131H9ZM16 132H17V131H16ZM20 132H21V131H20ZM56 132H57V131H56ZM56 132H55V133H56ZM74 132H76V130H74ZM90 132H93V131L91 130ZM118 132H119V131H118ZM148 132H149V131H148ZM169 132H170V131H169ZM228 132H229V131H228ZM25 133H27V132H25ZM28 133H30V132H28ZM35 133H36V132H35ZM39 133H40V132H39ZM48 133H49V132H48ZM78 133H79V132H78ZM122 133H123V132H122ZM10 134H11V133H10ZM18 134H19V133H18ZM31 134H32V133H31ZM31 134H30V135H31ZM57 134H58V133H57ZM65 134H66V133H65ZM76 134H77V133H76ZM119 134H120V133H119ZM124 134H125V133H124ZM140 134H141V133H140ZM145 134H147V133H145ZM224 134H225V133H224ZM4 135H5V134H4ZM41 135H43V133H42ZM135 135H136V134H135ZM186 135H187V134H186ZM0 136H1V133H0ZM39 136H40V135H39ZM89 136H90V135H88V137H89ZM117 136H120V135H117ZM136 136H137V135H136ZM139 136H141V135H138V137H139ZM5 137H6V135H5ZM5 137H4V138H5ZM8 137H9V136H8ZM40 137H41V136H40ZM40 137H39V138H40ZM50 137H51V136H50ZM52 137H53V136H52ZM58 137H59V136H58ZM103 137H105V136L103 135ZM122 137H123V136H122ZM37 138H38V137H37ZM66 138H67V137H66ZM74 138H75V137H74ZM92 138H93V137H92ZM92 138H91V139H92ZM126 138H127V137H126ZM156 138H157V136H156ZM166 138H167V137H166ZM187 138H188V137H187ZM16 139H17V138H16ZM42 139L44 140V138H42ZM48 139H49V138H48ZM67 139H68V138H67ZM71 139H72V138H71ZM107 139H108V138H107ZM145 139H146V136H145ZM13 140H14V139H13ZM46 140H47V139H46ZM123 140H124V139H123ZM165 140H166V139H165ZM5 141H6V140H5ZM16 141H17V140H16ZM57 141H58V138H57ZM82 141H83V140H82ZM106 141H108V140H106ZM119 141H120V140H118V142H119ZM132 141H133V140H132ZM220 141H221V140H220ZM39 142H40V141H39ZM45 142H46V141H45ZM45 142H44V143H45ZM49 142L51 143V141H49ZM65 142H66V141H65ZM88 142H89V141H88ZM102 142H103V139H102ZM116 142H117V140H116ZM222 142H223V141H222ZM46 143H47V142H46ZM46 143H45L44 146L47 145ZM53 143H54V141H53ZM56 143H57V142H56ZM75 143H76V142H75ZM134 143H135V142H134ZM136 143H137V142H136ZM0 144H1V143H0ZM15 144H16V143H15ZM21 144H22V143H21ZM48 144H49V143H48ZM51 144H52V143H51ZM51 144H49V146H50ZM72 144H73V142H72ZM80 144H81V143H80ZM83 144H84V143H83ZM93 144H94V143H93ZM95 144H96V143H95ZM7 145H8V144H7ZM11 145H12V144H11ZM18 145H19V151H20V144H18ZM124 145H125V144H124ZM126 145H127V144H126ZM129 145H130V144H129ZM133 145H134V144H133ZM135 145H136V144H135ZM217 145H218V144H217ZM2 146H3V145L1 144V147H2ZM4 146H5V145H4ZM15 146H16V145H15ZM24 146H26V145H24ZM24 146H23V147H24ZM41 146H42V145H41ZM53 146H54V145H53ZM139 146H140V145H139ZM142 146H143V145H142ZM146 146H147V145H146ZM213 146H214V145H213ZM213 146H211V147L213 148ZM219 146H220V144H219ZM11 147H12V146H11ZM21 147H22V146H21ZM23 147H22V148H23ZM28 147H29V145H28ZM37 147H38V146H37ZM72 147H73V146H72ZM92 147H93V146H92ZM103 147H104V146H103ZM107 147H108V146H107ZM133 147H134V146H133ZM137 147H138V145H137ZM149 147H150V145H149ZM6 148H7V147H6ZM6 148H5V149H6ZM13 148H14V147H13ZM22 148H21V149H22ZM32 148H33V147H32ZM38 148H39V147H38ZM57 148H58V147H57ZM64 148H65V147H64ZM109 148H111V147H109ZM119 148H120V147H119ZM131 148H132V147H131ZM135 148H136V146H135ZM152 148H153V147H152ZM212 148H210V149H212ZM219 148H220V147H219ZM219 148H217V149H219ZM221 148H222V147H221ZM223 148H224V146H223ZM23 149H24V148H23ZM25 149H26V148H25ZM29 149H30V148H29ZM103 149H104V148H103ZM121 149H122V148H121ZM204 149H206V148H204ZM39 150H40V148H39ZM39 150H38V152H39ZM42 150H43V149H42ZM42 150H41V152H42ZM49 150H50V149H49ZM55 150H56V149H55ZM109 150H110V149H109ZM116 150H117V149H116ZM131 150H132V149H131ZM136 150H137V149H136ZM139 150H140V148H139ZM224 150H225V149H224ZM1 151H2V150H1ZM16 151H17V150H16ZM25 151H26V150H25ZM29 151H30V150H29ZM29 151H28V152H29ZM60 151H61V150H60ZM104 151H105V150H104ZM123 151H124V150H123ZM148 151H150V150H148ZM212 151H214V150H212ZM220 151H221V150H220ZM13 152H14V151H13ZM31 152H32V151H31ZM118 152H119V151H118ZM209 152H210V151H209ZM2 153H4V151H3ZM20 153H22V151H21ZM24 153H25V152H24ZM85 153H86V152H85ZM109 153H110V152H109ZM109 153H108V155H109ZM130 153H131V152H130ZM130 153H129V154H130ZM133 153H134V152H133ZM142 153H143V152H142ZM204 153H205V152H204ZM210 153H211V152H210ZM220 153H221V152H220ZM10 154H11V153H10ZM12 154H13V153H12ZM18 154H19V152H18ZM43 154H44V153H43ZM51 154H52V153H51ZM53 154H54V153H53ZM63 154H64V153H63ZM106 154H107V153H106ZM111 154H112V153H111ZM117 154H118V153H117ZM129 154H128V155H129ZM212 154H213V153H212ZM14 155H15V154H13V156H14ZM21 155L23 156V154H21ZM37 155H38V153H37ZM37 155H36V156H37ZM45 155H46V154H45ZM45 155H44V156H45ZM89 155H90V154H89ZM99 155H100V154H99ZM113 155H115V154H113ZM131 155H132V153H131ZM141 155L144 156L143 154H141ZM141 155H140V158H141ZM10 156H12V155H10ZM136 156H137V154H136ZM148 156H149V154H148ZM151 156H152V155H151ZM207 156H208V155H207ZM213 156H214V155H213ZM213 156H212V157H213ZM1 157H2V156H1ZM4 157H5V156H4ZM19 157H20V156H19ZM25 157H26V156H25ZM27 157H28V156H27ZM45 157H46V156H45ZM51 157H53V156H51ZM57 157H59V155H58ZM83 157H84V156H83ZM115 157H116V155H115ZM127 157H128V156H127ZM131 157H132V156H131ZM145 157H147V156H145ZM222 157H223V156H222ZM11 158H12V157H11ZM36 158H37V157H36ZM38 158H39V157H38ZM38 158H37V159H38ZM108 158H109V157H108ZM132 158H133V157H132ZM61 159H62V158H61ZM75 159H76V158H75ZM94 159H96V157H95ZM134 159H135V158H134ZM205 159H206V158H205ZM215 159H216V158H215ZM218 159H219V158H218ZM4 160H5V159H4ZM13 160H14V159H13ZM18 160H19V159H18ZM58 160H59V159H58ZM82 160H83V158H82ZM109 160H110V159H109ZM109 160H108V161H109ZM131 160H132V159H131ZM138 160H139V159H138ZM145 160H146V159H145ZM148 160H149V159H148ZM0 161H1V160H0ZM9 161H10V159H9ZM71 161H72V160H71ZM99 161H100V160H99ZM102 161H104V160H102ZM140 161H141V159H140ZM200 161H201V160H200ZM6 162H7V160H6ZM14 162H15V161H14ZM49 162H50V161H49ZM26 163H27V162H26ZM28 163H29V162H28ZM32 163H33V161H32ZM32 163H31V164H32ZM68 163H69V162H68ZM68 163H67V164H68ZM72 163H73V162H72ZM84 163H85V162H84ZM138 163H139V162H138ZM151 163H152V162H151ZM6 164H7V163H6ZM12 164H13V162H12ZM23 164H25V163H23ZM48 164H49V163H48ZM80 164H81V163H80ZM95 164H96V162H95ZM102 164H103V163H102ZM114 164H115V163H114ZM146 164H147V163H146ZM148 164H149V162H148ZM1 165H2V164H1ZM7 165H8V164H7ZM35 165H36V164H35ZM83 165H84V164H83ZM97 165H99V164H97ZM97 165H96V166H97ZM105 165H106V162H105ZM116 165H117V164H116ZM137 165H138V164H137ZM2 166H3V165H2ZM2 166H1V167H2ZM63 166H64V165H63ZM77 166H78V165H77ZM90 166H91V165H90ZM110 166H111V165H110ZM110 166H109V168H110ZM114 166H115V165H114ZM144 166H145V164H144ZM210 166H211V164H210ZM7 167H8V166H7ZM22 167H23V165H22ZM37 167H38V166H36V168H37ZM42 167H43V165H42ZM116 167H117V166H116ZM120 167H122V166H120ZM147 167H148V166H147ZM149 167H150V166H149ZM208 167H209V166H208ZM5 168H6V167H5ZM40 168H41V167H40ZM70 168H71V167H70ZM74 168H76V167H74ZM77 168H78V167H77ZM112 168H113V167H112ZM8 169H10V166H9ZM8 169H7V170H8ZM12 169H13V167H12ZM32 169H33V168H32ZM96 169H97V168H96ZM100 169H101V168H100ZM126 169H127V168H126ZM0 170H1V169H0ZM7 170H6V171H7ZM25 170H26V169H25ZM50 170H51V169H50ZM55 170H56V169H55ZM72 170H73V169H72ZM131 170H132V169H131ZM140 170H141V169H140ZM149 170H150V168H149ZM52 171H53V170H52ZM70 171H71V170H70ZM91 171H92V170H91ZM126 171H127V170H126ZM142 171H143V170H142ZM142 171H141V172H142ZM32 172H33V171H32ZM133 172H134V171H133ZM8 173H9V172H8ZM28 173H29V172H28ZM43 173H44V172H43ZM49 173H51V172H49ZM107 173H108V172H107ZM107 173H106V174H107ZM119 173H121V172H119ZM146 173H147V172H146ZM150 173H151V171H150ZM14 174H15V172L13 173V175H14ZM23 174H24V173H23ZM39 174H41V173H39ZM71 174H72V173H71ZM114 174H115V173H114ZM133 174H134V173H133ZM137 174H138V173H137ZM194 174H195V173H194ZM15 175H16V174H15ZM15 175H14V176H15ZM21 175H22V174H21ZM47 175H48V173H47ZM51 175H53V174H51ZM104 175H105V174H104ZM195 175H196V174H195ZM222 175H223V174H222ZM96 176H97V175H96ZM105 176H106V175H105ZM115 176H116V175H115ZM115 176H114V177H115ZM122 176H124V175H122ZM122 176H121V177H122ZM187 176H188V175H187ZM0 177H1V176H0ZM2 177H4V176H2ZM26 177H27V176H26ZM35 177H36V176H35ZM45 177H46V176H45ZM48 177H49V176H48ZM51 177H52V176H51ZM72 177H73V176H72ZM91 177H92V176H91ZM94 177H95V176H94ZM100 177H101V173H100ZM100 177H98V178H100ZM102 177H103V176H102ZM134 177H135V175H134ZM139 177H140V176H139ZM141 177H142V176H141ZM190 177H191V176H190ZM217 177H219V176H217ZM5 178H6V176H5ZM11 178H12V177H11ZM36 178H37V177H36ZM57 178H58V177H57ZM148 178H149V176H148ZM172 178L174 179V177H172ZM178 178H179V177H178ZM191 178H192V177H191ZM219 178H220V177H219ZM219 178H218V179H219ZM33 179H34V177H33ZM45 179H47V177H46ZM58 179H59V178H58ZM95 179H96V180H99V179H97V178H95ZM111 179H112V177H111ZM122 179H123V178H122ZM122 179H121V180H122ZM127 179H128V178H127ZM135 179H136V178H135ZM215 179H216V178H215ZM6 180H7V179H6ZM19 180H20V179H19ZM23 180H24V179H23ZM23 180H22V181H23ZM25 180H26V179H25ZM96 180H95V181H96ZM100 180H101V179H100ZM102 180H103V181H106L105 179H102ZM142 180H143V178H142ZM0 181H1V180H0ZM22 181H20V182H22ZM28 181H29V180H28ZM93 181H94V180H93ZM114 181H115V180H114ZM139 181H140V180H139ZM185 181H186V180H184V182H185ZM218 181H219V180H218ZM2 182H3V181H2ZM4 182H5V181H4ZM7 182H8V181H7ZM60 182H62V181H60ZM106 182H107V181H106ZM118 182H119V181H118ZM121 182H122V181H121ZM136 182H138V179H137ZM208 182H209V181H208ZM23 183H25V182H23ZM31 183H32V182H31ZM35 183H36V182H35ZM47 183H48V182H47ZM51 183H52V181H51ZM103 183H104V182H103ZM103 183H102V184H103ZM108 183H109V182H108ZM114 183H115V182H114ZM123 183H124V182H123ZM139 183H140V182H139ZM186 183H187V182H186ZM188 183H189V182H188ZM219 183H220V181H219ZM221 183H222V181H221ZM3 184H4V183H3ZM59 184H61V183H59ZM70 184H71V183H70ZM74 184H75V183H74ZM95 184H96V183H95ZM99 184H100V182H99ZM99 184H98V185H99ZM105 184H106V183H105ZM177 184H178V183H177ZM210 184H211V183H210ZM223 184H224V183H223ZM223 184H222V186H223ZM1 185H2V184H1ZM34 185H35V184H34ZM40 185H42V184L40 183ZM45 185H47V184H45ZM51 185H52V184H51ZM51 185H50V187H51ZM103 185H104V184H103ZM125 185H126V184H125ZM125 185H124V186H125ZM144 185H145V184H144ZM2 186H4V185H2ZM22 186H23V185H22ZM28 186H29V185H28ZM71 186H72V184H71ZM104 186H105V185H104ZM134 186H135V185H134ZM211 186H212V185H211ZM219 186H221V185H219ZM26 187H27V186H26ZM59 187H61V185H60ZM112 187H114V184L112 185ZM116 187H117V186H116ZM143 187H144V186H143ZM178 187H179V186H178ZM178 187H177V188H178ZM5 188H6V187H5ZM22 188H23V187H22ZM29 188H30V187H29ZM52 188H53V187H52ZM72 188H73V187H72ZM118 188H119V187H118ZM144 188H145V187H144ZM170 188H171V187H170ZM180 188H181V187H180ZM208 188H209V187H208ZM223 188H225V187H223ZM18 189H19V188H18ZM30 189H31V188H30ZM49 189H50V188H49ZM53 189H54V188H53ZM55 189H57L56 186H55ZM59 189H62V188H59ZM106 189H107V188H106ZM113 189H114V188H113ZM116 189H117V188H116ZM141 189H143V188H141ZM182 189H183V188H182ZM32 190H34V189H32ZM35 190H36V189H35ZM45 190H47L46 187H45ZM51 190H52V189H51ZM51 190H50V191H51ZM63 190H64V189H63ZM111 190H112V188H111ZM223 190H224V189H223ZM0 191H1V190H0ZM22 191H23V190H22ZM42 191H43V190H42ZM64 191H65V190H64ZM97 191H98V190H97ZM100 191H101V190H100ZM112 191H114V190H112ZM123 191H124V190H123ZM143 191H144V190H143ZM225 191H226V190H225ZM4 192H5V191H4ZM12 192H13V191H12ZM17 192H18V191H17ZM26 192H27V191H26ZM30 192H31V191H30ZM46 192H47V191H46ZM98 192H99V191H98ZM103 192H104V190H103ZM116 192H117V191H116ZM130 192H131V191H130ZM0 193H1V192H0ZM32 193H33V192H32ZM52 193H53V192H52ZM91 193H92V192H91ZM93 193H94V191H93ZM99 193H101V192H99ZM108 193H109V192H108ZM133 193H134V192H133ZM138 193H139V191H138ZM7 194H8V193H7ZM10 194H11V193H10ZM12 194H13V193H12ZM14 194H15V193H14ZM50 194H51V193H50ZM60 194H61V193H60ZM89 194H90V192H89ZM89 194H88L87 197L90 198L91 196H90ZM102 194H103V193H102ZM131 194H132V193H131ZM134 194H135V193H134ZM3 195H4V193H3ZM3 195H2V196H3ZM53 195H54V194H53ZM55 195H56V194H55ZM69 195H70V194H69ZM103 195H104V194H103ZM115 195H116V194H115ZM12 196H13V195H12ZM15 196H16V195H15ZM98 196L101 197V195H98ZM98 196H97V197H98ZM138 196H139V195H138ZM26 197H27V195H26ZM54 197H55V196H54ZM54 197H53V198H54ZM58 197H59V196H58ZM68 197H69V196H68ZM70 197H71V196H70ZM97 197H96V198H97ZM102 197H103V196H102ZM131 197L133 198V196H131ZM0 198H1V197H0ZM9 198H10V196H9ZM12 198H13V197H12ZM28 198H29V197H27V199H28ZM51 198H52V197H51ZM51 198H50V199H51ZM91 198H92V197H91ZM93 198H94V197H93ZM96 198H95V199H96ZM137 198H139V197H137ZM4 199H5V198H4ZM18 199H19V198H18ZM33 199H34V198H33ZM43 199H44V198H43ZM50 199H49V200H50ZM54 199H55V198H54ZM61 199H62V198H61ZM70 199H71V198H70ZM102 199H103V198H102ZM14 200H15V198H14ZM16 200H17V199H16ZM31 200H32V198H31ZM57 200H58V199H57ZM63 200H64V199H63ZM65 200H66V199H65ZM39 201H40V199H39ZM68 201H69V200H68ZM70 201H71V200H70ZM84 201H86V200H84ZM92 201H93V200H92ZM94 201H95V200H94ZM131 201H132V200H131ZM7 202H8V201H7ZM14 202H15V201H14ZM25 202H26V201H25ZM25 202H24V203H25ZM73 202H74V201H73ZM121 202H122V201H121ZM12 203H13V202H12ZM12 203H11V204H12ZM21 203H22V202H21ZM30 203H31V202H30ZM33 203H34V202H33ZM40 203H41V204H40ZM40 203H39V204H40L41 206L45 204V203L42 202V200H41ZM42 203H43V204H42ZM64 203H65V202H64ZM94 203H96V202H94ZM97 203H98V202H97ZM34 204H35V203H34ZM48 204H49V203H48ZM54 204H55V203H54ZM84 204H85V203H84ZM88 204H89V203H88ZM98 204H99V203H98ZM117 204H118V203H117ZM125 204H126V203H125ZM133 204H134V203H133ZM1 205H2V204H1ZM4 205H5V204H4ZM36 205H37V203H36ZM36 205H35V207H36ZM82 205H83V204H82ZM89 205H90V204H89ZM92 205H94V204L92 203ZM96 205H97V204H96ZM96 205H95V207H96ZM31 206H32V205H31ZM41 206H39V207H41ZM47 206H48V205H47ZM52 206H54V205H52ZM58 206H59V205H58ZM107 206H108V205H107ZM111 206H112V205H111ZM136 206H137V205H136ZM21 207H24V206H21ZM90 207H92V206H90ZM98 207H100V206L98 205ZM250 207H251V206H250ZM24 208H25V207H24ZM27 208H28V207H27ZM41 208H42V207H41ZM41 208H40V209H41ZM46 208H47V207H46ZM48 208H49V207H48ZM105 208H106V207H105ZM149 208H150V207H149ZM15 209H16V208H15ZM29 209H30V208H29ZM55 209H56V206H55ZM67 209H68V208H67ZM90 209H91V208H90ZM95 209H97V208H95ZM95 209H94V210H95ZM159 209H160V208H159ZM183 209H184V208H183ZM5 210L8 211V209H5ZM25 210H26V209H25ZM64 210H65V209H64ZM92 210H93V209H92ZM13 211H14V210H13ZM27 211H28V210H27ZM40 211H41V210H40ZM87 211H88V212H87L88 215H90V213H89V208H88ZM95 211H96V210H95ZM33 212H34V213H33L32 215H30V217H31V220H32V219H34V220L30 221V225L28 224L29 226L32 227V228L30 229V230H32L31 233H32L33 230L37 227V226H36V227H34V226H35V225H39L38 222H40L41 219H43V221L45 220L44 218H40V220H38L39 217H37L38 215H36V214L38 213V206H37L36 208H34V211H33ZM45 212H46V210H45ZM48 212H50V211H48ZM58 212H59V211H58ZM92 212H93V211H92ZM115 212H116V211H115ZM152 212H153V211H152ZM157 212H158V211H157ZM159 212H160V211H159ZM20 213H21V212H20ZM31 213H32V211H31ZM42 213H43V211H42ZM42 213H40V214H42ZM82 213H83V212H82ZM103 213H104V212H103ZM106 213H107V212H106ZM106 213H105V214H106ZM162 213H163V212H162ZM16 214H17V213H16ZM24 214H25V213H24ZM38 214H39V213H38ZM48 214H49V213H48ZM66 214H67V213H66ZM79 214H80V213H79ZM112 214H115V213H112ZM42 215H43V214H42ZM44 215H45V214H44ZM49 215H50V214H49ZM49 215H48V216H49ZM51 215H52V214H51ZM84 215H85V214H84ZM100 215H101V214H100ZM122 215H123V214H122ZM161 215H162V214H161ZM163 215H165V214H163ZM184 215H186V214L184 213ZM189 215H190V214H189ZM62 216H63V215H62ZM91 216H92V215H91ZM93 216H94V213H93ZM95 216H97V214H96ZM108 216H109V215H108ZM120 216H121V214H120ZM123 216H124V215H123ZM139 216H140V215H139ZM1 217H2V216H1ZM4 217H5V216H4ZM18 217H19V216H18ZM20 217H21V216H20ZM30 217H29V218H30ZM33 217H35V218H33ZM63 217H64V216H63ZM190 217H191V216H190ZM258 217H259V216H258ZM21 218H22V217H21ZM139 218H140V217H139ZM148 218H149V217H148ZM178 218H179V217H178ZM12 219H13V218H12ZM14 219H16V218H14ZM26 219H27V218H26ZM121 219H123V217H122ZM125 219H126V218H125ZM125 219H124V220H125ZM132 219H133V216H132ZM163 219H164V218H163ZM257 219H258V218H257ZM7 220H8V219H7ZM27 220H28V219H27ZM50 220H51V219H50ZM115 220H116V219H115ZM119 220H120V219H118V222H119ZM128 220H129V219H128ZM141 220H142V219H141ZM151 220H152V219H151ZM154 220H155V219H154ZM156 220H157V219H156ZM180 220H182V219H180ZM28 221H29V220H28ZM28 221H26V222L28 223ZM33 221H34V222H33ZM37 221H38V222H37ZM57 221H58V220H57ZM57 221H56V222H57ZM83 221H84V219H83ZM87 221H88V220H87ZM92 221L94 222V219L91 220V221L89 222V224H88V223H87V224L90 226L91 224H93ZM112 221H113V220H112ZM121 221H122V220H121ZM183 221H184V220H183ZM8 222H9V221H8ZM107 222H108V221H107ZM114 222H115V221H114ZM123 222H124V221H123ZM133 222H134V221H133ZM135 222H136V221H135ZM146 222H147V221H146ZM146 222H145V223H146ZM192 222H193V221H192ZM15 223H16V222H15ZM27 223H26V225H27ZM42 223H44V222H42ZM45 223H46V222H45ZM96 223H97V222H96ZM131 223H132V222H131ZM139 223H140V222H139ZM160 223H161V222H160ZM160 223H159V224H160ZM175 223H176V222H175ZM200 223H201V222H200ZM243 223H244V222H243ZM11 224H12V223H11ZM46 224H47V223H46ZM46 224H45V225H46ZM54 224H55V223H54ZM54 224H53V225H54ZM125 224H126V223H125ZM161 224H162V223H161ZM4 225H5V224H4ZM41 225H42V224H41ZM61 225H62V224H61ZM79 225H80V224H79ZM84 225H85V224H84ZM84 225H83V228H84ZM94 225H95V224H94ZM115 225H116V224H115ZM121 225H122V223H121ZM133 225H134V224H133ZM136 225H137V224H136ZM186 225H187V224H186ZM189 225H190V223H189ZM263 225H264V224H263ZM85 226H86V225H85ZM89 226H88V228H89ZM92 226H93V225H92ZM119 226H120V224H119ZM123 226H124V224H123ZM123 226H122V227H123ZM128 226H129V225H128ZM138 226H139V225H138ZM158 226H159V225H158ZM158 226H157V227H158ZM191 226H192V225H191ZM205 226H206V225H205ZM260 226H261V225H260ZM2 227H3V226H2ZM5 227H6V226H5ZM183 227H184V226H183ZM201 227H202V226H201ZM21 228H22V226H21ZM50 228H51V225H50ZM79 228H80V227H79ZM92 228H93V227H92ZM94 228H95V227H94ZM115 228H116V227H115ZM128 228H129V227H128ZM148 228H149V227H148ZM148 228H147V229H148ZM186 228H187V227H186ZM197 228H198V227H197ZM202 228H203V227H202ZM1 229H2V228H1ZM24 229H26V228H24ZM51 229H52V228H51ZM54 229H55V228H54ZM112 229H113V226H112ZM135 229H136V228H135ZM140 229H142V228L140 227ZM26 230H27V229H26ZM39 230H41V229H36L37 232L35 231V233H34V232H33V233H34V234H37V233L39 232ZM86 230H87V228H86ZM86 230H85V232H86ZM88 230H89V229H88ZM88 230H87V231H88ZM100 230H101V229H100ZM110 230H111V229H110ZM137 230H138V229H137ZM142 230H143V229H142ZM41 231H42V230H41ZM91 231H92V230H91ZM128 231H129V230H128ZM153 231H154V230H153ZM29 232H30V231H29ZM81 232H82V231H81ZM81 232H80V233H81ZM83 232H84V230H83ZM88 232H89V231H88ZM123 232H124V230H123ZM142 232H143V231H142ZM145 232H146V231H145ZM31 233H29V234L31 235ZM89 233H90V232H89ZM91 233H92V232H91ZM113 233H114V232H113ZM147 233H148V232H147ZM155 233H156V232H155ZM15 234H16V233H15ZM34 234H33V235H34ZM40 234H41V232H40ZM49 234H50V233H49ZM86 234H87V233H86ZM97 234H99V233L97 232ZM118 234H119V233H118ZM131 234H132V233H131ZM247 234H248V232H247ZM19 235H20V237H21V234H19ZM30 235H27V237H31ZM41 235H43V234H41ZM92 235H93V234H92ZM120 235H121V234H120ZM129 235H130V234H129ZM36 236H38V234H37ZM36 236H35V237H36ZM106 236H108V235H106ZM111 236H112V235H111ZM111 236H110V237H111ZM113 236H114V235H113ZM127 236H128V235H127ZM140 236H141V235H140ZM142 236H144V235H142ZM1 237H2V236H1ZM1 237H0V238H1ZM27 237H26V239H28ZM32 237H33V236H32ZM35 237H34V238H35ZM84 237H85V236H84ZM89 237H90V236H89ZM96 237H97V236H96ZM79 238H80V237H79ZM93 238H95V237H93ZM106 238H107V237H106ZM140 238H141V237H140ZM35 239H37V237H36ZM84 239H85V238H84ZM29 240H31V239L29 238V239H28V242H29ZM32 240H33V239H32ZM88 240H89V239H88ZM201 240H202V239H201ZM12 241H13V240H12ZM33 241H34V240H33ZM33 241H32V242H33ZM82 241H83V240H82ZM24 242H25V241H24ZM36 242H38V241H36ZM39 242H40V241H39ZM91 242H92V241H91ZM29 243H30V242H29ZM19 244H20V243H19ZM21 244H22V243H21ZM49 244H50V243H49ZM90 244H91V243H90ZM17 245H18V244H17ZM24 245H26V244H24ZM30 245H31V244H30ZM33 245H36V243H35V244L32 243V246H33ZM37 245H38V243H37ZM37 245L35 246V248L38 247ZM91 246H92V245H91ZM148 246H149V245H148ZM28 247H30V246H28ZM78 247H79V246H78ZM78 247H77V248H78ZM130 247H131V246H130ZM46 248H47V247H46ZM86 248H87V247H86ZM88 249H90V247H89ZM140 249H141V248H140ZM143 249H145V248H143ZM146 249H147V248H146ZM43 250H44V249H43ZM80 250H81V249H80ZM134 250H135V249H134ZM46 251H47V250H46ZM72 251H73V250H72ZM86 251H87V250H86ZM26 252H28V251H26ZM131 252H132V250H131ZM139 252H140V251H139ZM18 253H19V252H18ZM32 253H34L33 255L36 254L35 252H32ZM32 253H31V254H32ZM37 253H38V252H37ZM78 253H79V252H78ZM78 253H77V254H78ZM81 253H82V252H81ZM88 253H89V252H88ZM38 254H39V253H38ZM40 254H41V253H40ZM18 255H19V254H18ZM73 255H74V253H73ZM82 255H83V254H82ZM138 255H139V254H138ZM3 256H4V254H3ZM4 257H5V256H4ZM15 257H16V256H15ZM20 257H21V256H20ZM32 257L34 258V256H32ZM42 257H43V256H42ZM79 257H80V256H79ZM22 258H23V257H22ZM33 258H32V259H33ZM70 258H71V257H70ZM76 258H77V257H76ZM80 258H81V257H80ZM80 258H79V259H80ZM144 258H145V257H144ZM26 259H27V258H26ZM30 259H31V258H30ZM35 259H37L36 256H35ZM38 259H39V258H38ZM68 259H69V258H68ZM72 259H73V258H72ZM6 260H7V259H6ZM19 260H20V259H19ZM27 260H28V259H27ZM42 260H43V259H42ZM80 260H81V259H80ZM3 261H4V260H2V263H3ZM40 261H41V260H40ZM142 261H143V260L141 259V262H142ZM7 262H8V261H7ZM32 262H33V261H32ZM36 262H38V261L36 260ZM68 262H69V261H68ZM83 262H84V261H83ZM11 263H12V262H11ZM20 263H21V262H20ZM27 263H28V262H27ZM30 263H31V262H30ZM4 264H5V261H4ZM6 264H7V263H6ZM14 264H15V262H14ZM16 264H17V263H16ZM33 264H35V262H34ZM38 264H39V262H38Z\"/></svg>",
	"mask_w": 264,
	"mask_h": 264
}]
</instances>
